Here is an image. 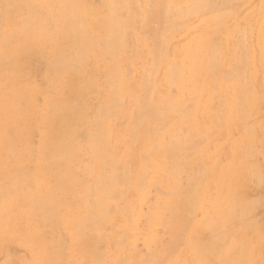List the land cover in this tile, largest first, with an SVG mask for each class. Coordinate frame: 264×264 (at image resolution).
Listing matches in <instances>:
<instances>
[{
  "label": "rangeland",
  "instance_id": "obj_1",
  "mask_svg": "<svg viewBox=\"0 0 264 264\" xmlns=\"http://www.w3.org/2000/svg\"><path fill=\"white\" fill-rule=\"evenodd\" d=\"M89 1L90 0H86V2H88V4H89V8H90L91 4L93 5V6H91V9L92 8L93 9L90 11L95 13V15L97 16V19H101L103 14L104 13L106 14V10H105L106 8L105 7L101 8L103 6H100V4H103V3H101V1H103V0H91L90 2ZM137 1H140V0H134V1L130 2L129 7H130L131 12L128 8L127 11L123 10L122 13L120 14L121 18L123 16H124V18H127V16H128L127 20H132V21L134 20L133 21L134 24L132 23L133 26L130 27L131 26L130 25V26L126 27L127 30H124V34L127 33L126 35H128V38H126L127 36L125 35L123 43H125V46L130 45V48H128L129 46H126V47L124 46V47H122V49L120 51H118V53H117L118 57L115 58L116 55H113L111 58H108L109 61L99 62L100 65L96 68L95 73H93L95 84H92V86L88 87V88L87 87L80 88L81 91L79 92V90L77 89V83L78 82H76L77 80L75 78L76 73H74V75H73V72L72 73H66V74L60 76L61 78H63L64 81L71 84L74 88L73 93H71L72 91L70 93L69 92L67 93L66 99H69L70 101L74 102L73 99H75V97L78 96V98H79V99L77 98L78 100H75L76 104L73 103V107L74 106H77V108L79 107V110H77V111L80 112L79 113L76 111V109H77L76 107L72 108L73 110L76 111V114L74 113L76 115L75 117H73L74 115L71 114L72 110L69 111L68 113H64V111H61L59 108H57V110H58L57 111L56 108L54 109L52 107L51 109H53V111H54V113H53V111L51 109L50 110H44V108H43L44 106H42V105L46 104V101L50 102L49 99H53L52 97L47 98L45 96L46 91L53 89L54 91H58V92H55L56 94H58L61 91V87H62L58 83L55 84L57 80L53 79V74H52L51 68L48 69L51 66L50 64H52L54 62V59H55V56H54L52 49H51V46H49L50 42L48 40L42 41L43 39H39V45L37 46L38 49L31 47V46H33V44L31 46H29V48H27L28 46L24 45L25 43L23 42V45H22L23 50H25V51L27 49L29 50V54L27 55L25 53L24 57H22V59L19 62L20 64H22L21 66H24L23 67L24 70L22 71L23 76L20 77L21 79H17V78L10 79L11 87L9 85L4 84L3 88L1 87L0 89L6 90L5 87L12 89V86H13L14 92L13 93L11 92L8 94L6 92H3L2 94L4 96L3 95H1V96L4 97L6 102L17 101L18 99L14 98L12 96H15V94L17 95L19 93V92H17L19 90V88H17V87H19V86L21 87V85L24 84V82H26L25 85L26 86L28 85L27 87H29L25 91L26 93L24 92L26 94L27 98L25 101L21 100L20 103H18V105L16 104V106L20 112L22 111L25 114V116H27V117L29 116V118H30L31 114H33L34 110L37 109V113H38L37 117L39 118L38 119L39 121L37 122V125H38L37 128L38 129L33 127L35 129V131L31 132V134H30V132H28V131L32 127L31 124H33V122L31 121L32 118H30V120H27L26 118L23 117L24 122L21 121L18 128H20L19 130L22 129L23 132H27V134L24 136V139H22V140H24L21 142L22 144L21 143H20V145L15 144V146H13V148L20 150L21 147H23L21 145L27 146L30 149V152L32 154L31 160H33L32 158L35 159V157L37 159H42L43 157L47 158L49 152L45 153V151L43 149H41V142L43 139L42 133L45 132L48 135H51L53 132L60 133V132H62L63 126L65 128V126L69 123V121H71V122L73 121L72 124H73V126L75 125L74 127H77L76 130H78V131H76L74 129L72 132L73 133L72 136H70L71 138L69 139L68 138L69 136H68L67 139H69V141H71V139L73 137L74 139H72V141L74 140L73 142H75L76 144H79L80 149H77V151H73L74 153L72 152L73 153L71 155L72 159H71V161H69L67 163L66 169L63 171H60V170L54 168V166H52V165L51 166L47 165L46 169H42V172L40 169H36L34 176L36 177L37 181H32V183H29V184H33L34 187L32 186L33 187L32 188L31 185L27 184L26 188H24L23 190H20V192H22L21 193L22 195L18 194V193H20L19 190H16L14 188H12L13 189L12 191L8 186L6 188H3L2 187L3 186L2 181L0 182L1 183L0 188H3V192H4V193L3 192L0 193L1 204H3V203L12 204L13 203V205H14L15 203H17L16 207H19V209H16L15 207H13L11 209L8 208L6 210V214L3 218L4 219L3 223H2V225L4 227L3 231L0 228V264H32L31 263V261H33L32 260V252H33V250L37 251L36 248H38V247H41L42 248L41 250L44 251V253L46 255L45 260L43 259V261H42L43 264H98L99 261H101V264H107L108 261H109L108 264H110V262L112 261V264H113L117 260H118L117 261L118 263L116 262L114 264H203V263L204 264H226L227 262H228L227 264H239V263L240 264H264V230H263L264 229V227H263L264 226V224H263L264 223V151H260L261 149L264 148V136H263L264 135V96L261 94V92H264V90H263L264 87L263 88L259 87L261 82L263 84V81L261 78L258 79V77H257V74H259V76L262 75L260 77L264 76V65H263L264 64L263 63L264 62V51H263V49H264V0H231V1L230 0H224V1L223 0H221V1L215 0L218 2H213L214 0H209V3H211V4L215 3L214 5H210L208 3V0H205L206 2L204 0H203V2L200 0L202 3L200 1H197V0H182V1L181 0H172L174 3L177 1L173 6L171 4H169V6H168V3L167 4L165 3L163 5L162 2H159L160 0H152V2H155V1L158 2V4L154 3V5H152L153 3L150 2L151 0L150 1L149 0H142L141 2L136 3ZM196 1L200 2L199 3L200 5L197 4ZM225 1L228 2L229 4L226 3ZM0 2H1V0H0ZM29 2L30 1H27V4ZM41 2L53 4L50 0H46V1L41 0ZM53 2H55V1H53ZM149 2L151 4H149ZM181 2H183V3H181ZM159 4H161L165 8L160 7L161 5H159ZM177 4H179V8H177L178 6L176 7ZM183 4L185 5V7ZM190 4H194L195 7L196 6H198V7L193 9V6H191ZM95 5H97V8L94 7ZM138 5H139V7H138ZM156 5L158 6L157 8H159V9L155 8ZM133 6H134V8H133ZM141 6L144 8H141ZM145 6H146V8H145ZM147 6H149V7H147ZM189 6H190L191 10L189 9ZM24 7L25 6H23V5L19 6V7H17V10L14 12L11 8H8V10L11 9L10 10L11 12L10 11H8V12L10 14H12L11 17H16L15 19H17V17L20 16L19 13H21V15L22 14L27 15V16L31 15V10L29 13V11ZM167 7H169V8H167ZM170 7H172V8L170 9ZM183 7L186 9L185 11H184ZM135 8H137L138 10H136ZM173 8H175V9H173ZM132 9L134 10V12ZM139 11H140V13H139ZM141 11L144 13H142ZM165 11L166 12L168 11V14ZM163 12H165V13H163ZM190 12H191V14H190ZM201 12H204V13L201 14ZM15 13H16V15H15ZM101 13H102V16H100ZM2 14H0V16L2 15V20L4 18L3 21H6L5 20V18L7 16L6 12H4ZM54 14H55V12H54ZM144 14L146 17H148L151 14L149 21H148V18H146V17L143 18ZM156 14H157V16L160 15L158 17L162 18V21L164 20L165 22L164 21H163L164 23L160 22L161 19H159V18L157 20ZM205 14H207V15H205ZM154 16H155V18H154ZM165 16L168 18L164 19ZM145 18L147 20L146 23H144ZM169 18H170V20H169ZM198 18H200L201 23H200ZM221 18H222V20H221ZM15 19L12 18L11 20L13 21ZM154 19H156V20H154ZM9 20H10V18H9ZM171 20H172V22H171ZM49 21H51V20H49ZM168 21H169L170 27L168 25ZM221 21H223V22L221 23ZM172 23L174 24L175 28H174ZM19 24H13L12 25L13 29L14 28L20 29L21 26H19ZM137 24L140 25L139 26L140 28L137 27L138 26ZM141 24H142V27H141ZM220 24H221V26H220ZM0 25H1V17H0ZM143 25L145 26V28ZM171 25L173 26L172 27L173 29L171 28ZM204 25H205V28L207 27L206 29L203 28ZM224 25L226 26V28H224L225 27ZM148 26H151L150 28H152L154 32L155 31L158 32L159 33L158 37L161 36L162 39L158 38L156 40L158 33L152 34L153 31ZM164 26H165V28L163 29ZM208 26H209V28H208ZM1 27L2 26H0V28ZM56 27L63 28V25L56 24L54 21H52L50 24L47 23L46 29L49 31L51 29L54 30ZM146 27H148L147 31H146ZM166 27H167V29H166ZM199 27H201V28H199ZM169 28H171V29H169ZM128 29H129V31H128ZM241 29H243V30H241ZM245 29L246 30L248 29L247 33H246ZM170 30H171V32H170ZM236 30L237 31L240 30V31L237 32ZM0 32H1V29H0ZM32 32H33V30H30L28 33L32 34ZM163 32H164V34H163ZM169 32L171 33V35ZM241 32H243L244 34ZM160 33H161V35H160ZM200 33H202V34H200ZM204 33L205 34L207 33L206 36ZM162 34L166 35V36L164 37V36H162ZM197 34L198 35L200 34V37ZM226 34H227V37H226ZM242 34H243V36H241ZM246 34L248 37L246 36ZM153 35H154L155 39H153V37H151ZM235 35H237V36H235ZM130 37L132 40L130 39ZM142 37H143V39H142ZM146 37H148V38L146 39ZM205 37L207 38V40ZM235 37H237V38H235ZM68 38H70L69 42L70 41L72 42V43H70L71 48L74 49L75 42L72 41V39H71L72 36H70ZM144 38L146 40H148L150 38L151 41H149L150 40L149 39L148 40L149 42H148ZM166 38L169 41H167ZM192 38L193 39L197 38L196 41H198V42L193 41ZM128 39H130V40L128 41ZM126 40L128 42H131V44L130 43L128 44L126 42ZM142 40H144L148 43H146ZM152 40L155 42V44L150 43V42H152ZM158 40H159V42H158ZM236 40H237V43H236ZM260 40L262 42H260ZM164 41L168 42V44L165 43ZM192 41L194 42V44ZM213 42H216L217 45H216V43H213ZM164 43H165V45H164ZM152 44H153V46H152ZM157 44H160V47ZM188 44H189V46H188ZM205 44H206V46H204ZM144 45H148V46L151 45L152 47L150 49V47L149 48H148V46L144 47ZM155 45L157 46L158 50H157ZM194 45H195V47H193ZM213 46H214V48H213ZM243 46H244V49L246 51L243 49ZM42 47H44L45 49L44 48L40 49ZM189 47L191 49L190 51L188 50ZM216 47L219 48L221 51L219 49H217ZM145 48H146V51H145ZM147 48H148V50L149 49L151 50V54L149 53L150 50L148 51L149 54L147 53ZM161 48H162V50L160 51ZM210 48L214 49V50L212 49L213 53H211ZM153 49L157 50V53H155V51H152ZM164 49H166V50L164 51ZM205 50H206V53L204 52ZM243 50L245 52H247V54ZM35 51H37V52H35ZM46 51H49V52H46ZM96 51L98 52V57H101L103 55V53L101 52V50L99 48H97ZM140 51L143 52L142 54L145 53L144 54L145 57H143L144 55H142V57L140 56V53H141ZM181 51H182V53H181ZM192 51H193V54L191 53V55H192L191 56L190 52H192ZM44 52L46 53L47 56H45ZM161 52L164 53L165 56L163 55V56L157 57L156 55H158V54L161 55ZM186 52H188L187 53L188 55L186 54ZM194 52L198 54L197 57H196ZM207 52H210L211 55H206V54H209ZM219 52H220V54H219ZM202 53H204L206 56ZM248 53H249V55H248ZM32 54H33V56H32ZM153 54H156L155 55L156 61H155V59L153 60V58H155V57H152ZM212 54L214 56H212ZM29 56H31V57H29ZM184 56L187 59H185ZM251 56H254V57L251 58ZM28 57H29V59H28L29 62L27 61V59H25ZM46 57H47V59H46ZM161 57H163V58L161 59ZM192 57H194V59ZM213 57H215L216 60ZM33 58H36L37 60H35ZM117 58H118V60H117ZM119 58L121 59V61L123 60L122 63L119 62ZM148 58H151V60ZM158 58H160V59L158 60ZM217 58H218V61H217ZM242 58H243V60H246V61H243ZM244 58H247V59H244ZM251 59H253V61ZM110 60H113L115 62L111 61L113 63V64L111 63L112 64L111 65L110 63H108V62H110ZM152 60H153V62L155 61L154 63L156 66L154 65ZM157 60H158V63H156ZM172 61H174V62H172ZM184 61H185L186 65H185ZM205 61H207V62H205ZM258 61H261L260 65H258V63H256V65L253 64V62H258ZM49 62H51V63L48 64ZM118 62H119V64H118ZM197 62L199 63V65ZM210 62H212V64H213V66H211V68L209 66V65H211ZM236 62L238 63V66H237ZM241 62H243V63L245 62L244 63L245 66H243V63H241ZM23 63H24V65H23ZM27 63H29V64L31 63V64L27 65ZM152 63L154 65V68L156 71L154 70ZM164 63L168 64L169 70L164 67ZM187 63H189V64H187ZM45 64L47 66H45ZM169 64L173 68V70H171V73H172L171 77H170V75H171L170 69H172V68H170ZM124 65L126 68H124ZM148 65L150 67H148ZM181 65H183L187 70H185V68L182 69L183 67ZM233 65H235V66L233 67ZM239 65H240V67H239ZM111 66H112V69H110ZM113 66H114V68H113ZM122 66H123V69L121 68ZM176 66L181 68V69L180 70L174 69V67L176 68ZM204 66L206 68H204ZM207 66L210 70L207 68ZM85 67L88 70L93 68V62L91 59H88V62L87 61L85 62ZM196 68H198V69H196ZM47 69H48V71L50 70L51 73L48 72ZM113 69H115L116 71H114ZM207 69L209 71H207ZM148 70H154L156 73L155 72L153 73V71H148ZM234 70H237V71H234ZM104 71L106 74L104 73ZM164 71H166V73ZM238 71H239V73H238ZM240 71H241V73H240ZM129 72H130V74H129ZM244 72H245V74H244ZM27 73H29V74H27ZM146 73H147V75L152 73L154 76H152L150 74L149 75L150 77L147 76L148 78L147 77L145 78ZM115 74H117V76L119 75L120 78L118 77L116 80L113 79L114 78L113 75L115 76ZM229 74H231L232 77ZM239 74H242L241 76H243V77L241 78V76ZM243 74L245 76L247 74V76H248L247 79H245L246 77ZM173 75H177L178 77L174 76L175 77L174 81L170 82L171 80H173V78H172ZM202 75L204 76V79H203ZM219 75L221 77L223 76L224 79L220 78ZM39 76H41V77H39ZM50 76H52V77L50 78ZM117 76H115V78ZM237 76H239V78H237ZM127 77L129 78L128 81H127V79H128ZM169 77H170V79L171 78L172 79L169 80L168 79ZM194 77L197 79H194ZM229 77H231L230 79H232V83H230L231 81H230ZM106 78L108 80H106ZM176 78H179V79H177V81L175 82ZM256 78L258 80L255 82ZM211 79H213V80H211ZM227 79H229V81ZM242 79H244V80H242ZM111 80H113V81H111ZM116 81H117V83L119 82L118 85L115 84ZM180 81H182V82L180 83ZM195 81H196V83H195ZM217 81H219L220 83ZM18 82H20V83H18ZM112 82L114 84H111ZM150 82H152V83H150ZM212 82H213V84H212ZM6 83H8V81H6ZM149 83L151 85H149ZM184 83H186V85ZM189 84H191V86ZM214 84H215V86H214ZM243 84H244V86H243ZM35 85L38 87L37 93L32 92V91H29L30 93H28V90H31L33 88V86L35 87ZM52 85H53V87H52ZM115 85H116V88H115ZM179 85H182V86L179 87ZM143 86H144V88H143ZM149 86L150 87L154 86V87L150 88ZM200 86H201V88H200ZM147 87H149V88H147ZM195 87H199V88H197V90H196ZM209 87H211V88H209ZM213 87H214V89H213ZM250 87H253L252 89L254 91ZM109 89L112 90V92H110V93H112L113 95L112 94L111 95L114 96L117 100L115 98L111 97V95H110V98L108 97V93L110 91ZM215 89H216V92H214ZM250 89L253 92V94H251L252 92L251 93L249 92ZM99 90H101V91H99ZM114 90H116V91H114ZM131 90H132V92H130ZM142 90H144V91H142ZM202 90H203V92H202ZM247 90L250 94L249 93L247 94ZM154 91H156V92H154ZM146 92L148 94H146ZM254 92H255V94H254ZM114 93L116 96L114 95ZM165 93H167V96ZM190 93H192V94H190ZM118 94H120V95H118ZM206 94H207V96H206ZM144 95L146 97H144ZM148 95L151 96V98H150L151 100H149ZM256 95H257V97H256ZM251 96H253V97H251ZM199 97H200V99H199ZM209 97H211V98H209ZM112 98L114 99V101ZM131 98L134 99V101ZM145 98L146 99L148 98V99L145 100ZM164 98H166L165 104H163ZM140 99H141V101L143 99V101L142 102L139 101ZM173 99H177L175 101V103H176V105H178V107L175 105ZM144 100L146 101V104H145ZM185 100L186 101L189 100V103L184 102ZM202 100H204V101H202ZM210 100H212V102ZM256 100H257V102H255ZM28 102H30V103L32 102V103L30 104ZM77 102H79V103H77ZM140 103H143L145 105L141 104V108H140L139 107ZM170 103H173V104L170 105ZM209 103H211V105ZM254 103L256 106L254 105ZM126 104H128V105H126ZM163 105H166V106H163ZM169 105L172 107V109ZM240 106H242V107H240ZM163 107H165V108L163 109ZM103 108H104V110H102ZM137 108H138V111H135V110H137ZM182 108H184V109L182 110ZM4 109H5V106L0 105V117H2L1 111ZM146 109L149 111H147ZM170 109H171L172 114L169 112ZM100 110H102V111H100ZM130 110H132L131 114H129ZM42 111H44V112H42ZM45 111H48L49 114L50 113L53 114V115L50 114L49 122H45L43 120V118L41 119V117L46 116V115H44L47 113ZM103 111L106 113H104ZM133 111H135L134 114H133ZM163 111L164 112L167 111V112L164 113ZM127 112H128V114H127ZM178 112L180 113V115ZM62 113L64 115H66L64 118H63L64 115ZM78 113L81 114V116L79 115L80 117L77 115ZM140 113L141 114L145 113V114L141 115ZM184 113H186V114H184ZM207 113H210L211 116H209ZM100 114H101V116H100ZM136 114H137V117H136ZM158 114H159V116H158ZM205 114H207V115H205ZM94 115H99V117L94 116ZM138 115H141V116H138ZM148 115H152V116H148ZM154 115H155V118L153 117ZM160 115H163V116H160ZM214 115H216V116L218 115V116L215 117ZM179 116H180V118H179ZM213 116H214V120L217 118L216 119L217 121L215 122V124L212 121ZM129 117H130V119H129ZM181 117H182V119H181ZM76 118H77V120H75ZM153 118H154V120H153ZM64 119H66V120L64 121ZM104 119H106V120H104ZM107 119H108V121H107ZM116 119H119L120 121L116 120ZM143 121H144V123H143ZM146 121L151 122L152 128L154 129V130L152 129L153 132L151 131L147 138H146V133H144V131H143V130H145L144 124ZM95 122H98L101 125L98 123L96 124ZM158 122H159V125L161 124V125H163V127L166 124L165 125L166 129L165 128L162 129L163 127L161 125L159 126ZM187 122H188V124H187ZM205 122L208 123L209 125H211L212 123L213 124L210 127L207 126L205 128L204 126H201L202 127L201 128L199 124L203 125ZM138 123H139V125H138ZM174 123H175V125H174ZM28 124L30 125V128H29ZM76 124H77V126H76ZM172 124L174 125V128H173ZM248 125L253 127L250 130V132H248L249 130H247ZM137 126H139V127H137ZM103 128H104V130H102ZM135 128H138V129H135ZM156 128L159 130H157ZM193 128L195 129V132L192 131V130H194ZM93 129H95V130H93ZM201 129H204V130H201ZM42 130L43 131L45 130V131L43 132ZM191 131L194 132V134H192ZM36 132H37V134H36ZM76 132H78L77 135H75ZM86 132H87V134H86ZM97 132L99 133L98 134L99 136L97 134H95ZM101 132H102V134H101ZM170 133L173 134L174 138H171L172 134H170ZM91 134L93 136L97 135V137H95V136L93 137V136H91ZM169 135H171V136H169ZM179 135H180V137H179ZM187 135H189V136H187ZM157 136H159V137L157 138ZM163 136H164V138H163ZM184 136H185V138H183L184 141L187 142L190 139L187 143L188 145L183 140H180V138H182ZM198 136H201V137H198ZM100 137H101V139H100ZM188 137H190V138H188ZM196 137H198V139ZM96 138H98V140ZM175 138L176 139L179 138L178 139L179 141L178 140L176 141ZM148 139L151 141V143H153L152 145H154V149L152 148V146H149L148 148H146V150L144 149V145L146 144V141ZM173 139H174V141H172ZM185 139H188V140H185ZM81 140H82V142H81ZM103 140H104V142H103ZM105 140H108V141L106 142ZM193 140H194V142H193ZM197 140L199 142H197ZM90 141L91 142L96 141L97 144L99 143L98 145L100 147H101V145L103 147L106 145L104 147V149H103V147H101V149H103V150H100V158H101L100 160L102 162L100 164H98L99 156L94 154V156H95L94 157L92 155L93 151H92V149L90 150L91 147L88 144V143H90ZM180 141H181V143L184 142V144L183 145L181 143L175 144V142L178 143ZM172 142H174V144L176 146L171 145V144H173ZM126 143H128V144H126ZM169 143H171L170 145L172 147H170V145L169 146L167 145ZM194 143L197 145H195ZM161 144H164V146ZM165 144H166L167 148H165ZM211 144H213L215 146V149H214L215 154L213 152V154L215 156L213 154H211V151H208L209 146ZM179 145H182L184 147L186 145L187 149H185L184 147H181V146L178 147L179 148L178 149L177 146H179ZM158 146H160V148H162L163 150L158 148ZM188 146H189V149H188ZM231 147H232V149H231ZM250 147L251 148L253 147V148L251 149ZM155 148H157V149H155ZM127 149H129V150H127ZM167 149H169V150H167ZM176 149L179 152H177ZM200 149H201V151H200ZM105 150H107V151H105ZM142 150H143V152H142V156H141L140 152ZM151 150L154 152H152ZM165 150H166V152H165ZM182 150H183V152L181 153ZM111 154H112V156H111ZM161 154H164V155H161ZM41 155H43V157ZM179 155H181V156H179ZM139 156L141 158H139ZM153 156H154V158H153ZM156 156H157V158L158 157L159 158L157 159ZM190 156H192V157H190ZM211 156H214V160H215L214 167L211 170L214 173L218 172V181L221 179L219 181V184L217 182L216 189H217V187H219L218 190H215V193L217 195V205H218L217 215L211 218L212 226L217 229L219 249L217 250L218 246H216V248L212 249L211 252L209 251L207 253L203 252L201 249H200V251H199V249L198 250L196 249V250H193L194 255H192L188 259H185V258H182L181 256L178 255V251H176V250H178L177 248L174 249V247L177 244H175V245L173 244L174 245V247H173L168 243L170 240V232H169L170 224H169V222L176 215V213L168 210V204L170 202H173V199H175V196L178 193L192 192L191 190H194V187H196V185L193 184L194 180L199 178V177L201 178V176L203 174H206L208 172L207 170H209V168L207 167V164H209V165L211 164V162H212ZM161 157H163V158H161ZM165 157H166V160H165ZM183 157H184V159H183ZM187 157H189L190 159H187ZM179 158H181V161H179L180 160ZM103 159H104V161H103ZM144 159L147 161L146 163H145ZM191 159H192V161H191ZM105 161H107L109 163H107ZM158 161H160V162H158ZM202 161L205 162V164L202 163ZM11 162H13V161H11ZM124 162H125V164H124ZM110 163H112V164L110 165ZM159 163H161L160 164L161 167L157 165ZM184 163H186V165ZM38 164H40V163H37V165ZM71 164H72V167H71ZM107 164H109V165H107ZM127 164H128V166H126ZM165 164L166 165L169 164V165L165 167ZM187 164H189V165H187ZM112 165H113V167H112ZM123 165H125V167H127L125 169L127 172L124 171ZM141 165H142V167H141ZM34 166L35 165H32V164L29 165V167L31 169H33ZM93 166H94V169H96L95 171L93 170ZM188 166H189V168H188ZM110 167H112L111 170H110ZM174 167H176V168H174ZM177 167H178V171H177ZM112 169H114V170H112ZM37 170H39V173ZM80 170H82V171H80ZM169 170L171 172H169ZM173 170H176V171H173ZM204 171L206 173H204ZM104 172H105V174H104ZM138 172H139V174L143 173L141 175H144V176L139 175ZM194 172L196 174L198 172L201 175L198 174V176H197ZM60 173H62V174H60ZM100 173H102V174H100ZM128 173H129V175H128ZM59 174H60V176H59L60 178H58ZM124 174L126 175V177ZM153 174H154V176H156L155 178H154ZM161 174H162V176H161ZM190 175H191V177H190ZM48 176H49V178H48ZM104 176H105V178H104ZM116 176L118 177L119 182H116L117 181ZM121 176H122V178H121ZM196 176H197V178H196ZM204 176H206V175H203L202 177H204ZM151 177H153V178H151ZM55 178H58V179L56 180ZM97 178L98 179L100 178L99 182H102V180H103V182L106 183L109 181V178L112 182L109 181V183H106V185H105V183L102 184L103 182L99 184V182H97L98 181ZM128 178H129V180H128ZM169 178L171 179V181L168 180ZM62 179H68L69 181H71V179L73 180L72 187H73L74 196L71 193H66V191L63 190L64 192L62 191V193H61L62 198H60V196H58L59 198H57L58 206H59L58 211H60L59 217L58 218L56 217V220L54 218L48 222H45V221L42 222L43 220L39 221L40 219L38 217L33 216L32 214H30L31 212L29 210L25 209L26 208L25 207L26 202L24 201V198L25 197L28 198L29 192L31 193L32 190H34V192L37 191L38 196H40V195L42 197H44L45 195L48 196L49 193L53 192V189L57 185L56 183ZM104 180H107V181H104ZM134 180L139 181V182L136 183ZM157 180H159V181H157ZM236 180H238V181H236ZM40 181L41 182L47 181L46 184L47 183L48 184L46 186H44V188H43V187L38 185L41 183ZM133 181L135 182L134 187H133V184L131 183ZM151 181L152 182L154 181V182L152 183ZM123 182H126V183H123ZM172 182H173V184H172ZM142 183H144V184L142 185ZM175 184H177V185H175ZM189 185H191V186H189ZM29 186H30V188H29ZM140 186H143L142 189ZM39 187H41V188H39ZM95 187H99L100 189H102V191L99 189V191H100L99 192L98 188L96 189ZM112 187L113 188L115 187L114 189H116L117 191H115ZM137 187H139V189ZM117 188L120 191H118ZM134 188H136L138 190H135ZM184 188H185V190H184ZM6 189H7V191H6ZM87 189H89V192ZM103 189H104V191H103ZM174 189H175V191H174ZM178 189L180 192L178 191ZM14 191H15V193L12 194V192H14ZM105 191H107V192H105ZM171 191H172V193H171ZM108 192H109V195H108ZM113 192L115 194H112ZM118 192L120 195L117 194ZM64 193H65V195H64ZM76 193L77 194L79 193V194L77 195ZM81 193H84L85 195L88 194V196L83 197V195ZM97 193H98V195L101 193L100 195L102 197V200H99L100 195L98 197L96 196ZM5 194L6 195L10 194V195L6 196ZM59 194H60V192H59ZM80 194L82 195L83 198H81L79 196ZM116 194L119 195L121 197V199H120V197H117ZM3 195H4V197H3ZM105 195L107 196L108 199L106 198ZM112 196H113V198H111ZM7 197L8 198L11 197V198L8 199ZM85 198H86V200H85ZM140 198H141V200H140ZM168 198H170V199H168ZM97 199L99 200V202L101 201L100 202L101 206L104 204V201L106 202L105 204H107L109 207L106 206L105 208H103L104 206H102V208H103V211H106V213L108 211L109 214L108 213H107V215H106V213L103 214L102 209L100 210V212L102 211V214H100V212L98 215H96V213L94 214V212L89 214V211L93 208L92 206L95 207V205H96L94 201H96L97 204L99 203ZM103 199H104V201H103ZM7 200H8V202H7ZM11 201H12V203H11ZM92 202L94 203V205ZM90 203H91V205H90ZM221 203L223 204L222 207L220 206ZM256 203H258V205H256ZM260 203H262V204L260 205ZM251 204H253V205L251 206ZM61 205H64V206H61ZM255 205H256V207H254ZM110 207H111V209H110ZM47 208L45 207L44 210H47ZM65 208H67V210L70 211V215L65 213ZM254 208H256L255 211H254ZM23 209H25V210H23ZM245 209H247L246 213H244ZM14 210H16V211H14ZM17 210H18V212H17ZM135 210H136V212H135ZM25 211H28L29 215H32V216L26 215L28 213H26ZM109 211H111V212H109ZM116 211H118V212H116ZM157 211H159V212H157ZM241 212H242V214H241ZM15 213H17V215ZM243 213H244V218H243ZM88 214H89V216H87ZM83 215H84V217H83ZM95 215H96V217H95ZM100 215H102V216H100ZM238 215H240L239 216L240 218L238 217ZM61 216H62V218H61ZM67 216H69V217H67ZM85 216H86V218H85ZM195 216H196L197 220H200L202 218L201 212H197L195 214ZM101 217H102V219H100ZM59 218H60V220H59ZM103 218H106V219H103ZM97 220H99V223L96 222ZM244 220H246V221H244ZM251 220L254 223H252V222L249 223V221H251ZM53 221H55V222H53ZM247 221H248V223H246ZM93 222H94V224H92ZM243 222H244V224L245 223L246 224L244 225ZM96 223H98L99 226ZM81 224H84V225L82 226ZM240 224H241V226H240ZM81 226L84 228H83V233L80 236L79 234H77L78 233L77 231L79 230V228ZM231 227H232V229H231ZM260 227H262L263 229L262 228L260 229ZM131 228H133V229H131ZM236 228H238L239 230ZM229 229H231V230H229ZM242 229H243V231L245 230V232H247V234L249 235L248 236L249 239L246 242L240 241L238 243H230V242L226 241L227 235L229 233H234V232L236 233L237 230L239 232V231H242ZM32 230H33V232H32ZM259 230H260V233H258ZM80 231L81 230H79V232ZM85 232L87 234H85ZM80 234H81V232H80ZM223 234H225V237ZM11 235L14 237H12ZM9 236H11L12 238L11 237L9 238ZM255 236L257 237V239L252 240V238ZM73 237H76V239ZM219 238H221V240H219ZM79 239H80V241H79ZM222 241H223V243H222ZM220 242H221V244H220ZM224 243H225L226 247L222 248L221 246H223ZM44 245H46V248H44L45 247ZM89 245L91 248L89 247ZM258 246L262 249V250L259 249L261 252L255 250L256 248L258 249ZM52 247H54V249ZM83 247H87V248L89 247L88 248L89 251H86V253H82V251H84ZM166 247L169 248V250L165 249ZM178 247L183 251L184 244L181 243ZM70 249H71V251H70ZM88 249H86V250H88ZM173 249L175 251L174 252L172 251V254H171V250H173ZM214 250H215V252L217 251V253H214ZM182 251H180V252H182ZM196 251L197 252L199 251V253H197ZM239 251L244 252V253L240 252L241 255L243 254L244 259L241 258L242 256L238 253ZM253 252H255L254 255H252ZM203 253H205V254H203ZM7 254L9 255V257ZM200 254H202V255H200ZM236 254H238V255H236ZM54 256L56 259L54 261L50 262L49 259L51 257H54ZM238 257L241 258V260ZM211 259H212V261H209ZM104 260H106L105 263H103ZM238 260H240V262ZM242 260H244V261L242 262ZM161 262H163V263H161ZM211 262H213V263H211ZM99 264H100V262H99Z\"/></svg>",
  "mask_w": 264,
  "mask_h": 264
},
{
  "label": "bare ground",
  "instance_id": "obj_2",
  "mask_svg": "<svg viewBox=\"0 0 264 264\" xmlns=\"http://www.w3.org/2000/svg\"><path fill=\"white\" fill-rule=\"evenodd\" d=\"M3 1V2H2ZM27 1H30L28 4H27ZM46 1V0H45ZM53 4H51V3H42L41 2V0H1V2H0V14H2V13H4V12H6V14H7V16H6V18H5V20L6 21H3L4 20V18H3V20H2V15L0 16L1 17V25L0 26H2L0 29H1V32H0V88L2 87L3 88V86H4V84L5 85H9L10 87H11V84H10V79H14V78H17V79H21L20 77L21 76H23V67L24 66H21L22 64H20L19 62H20V60L22 59V57H24V55H25V53L28 55L29 54V50L27 49L26 51L25 50H23V42L25 43L24 45H27L28 47L27 48H29V46H31L32 44H33V46H31V47H33V48H36V49H38L37 48V46L39 45V39H43L42 41H44V40H48L49 42H50V45L49 46H51V49H52V52H53V54H54V56H55V59H54V62L52 63V64H50L51 62H49L48 64H50L51 66L48 68V69H50L51 68V71H52V74H53V79H56L57 81H56V83L55 84H59V85H61L62 87H61V91L58 93V94H56L55 92H58V91H54L53 89H50V90H48V91H46V97L48 98V97H52L53 99H49V101L50 102H47L46 101V104L45 105H42V106H44L43 108H44V110H50L52 107L55 109L56 108V110H57V108H59L61 111H64V113H68L69 111H71L72 110V112H71V114H73L74 116L73 117H75L76 115V111L77 110H79V107L77 108V106H74V107H76L75 109H76V111L75 110H73L72 108H74L73 107V103H75V100H78L79 98H78V96L77 97H75V99H73L74 100V102H72V101H70L69 99H66L67 97H66V95H67V93L69 92H71V93H73L74 92V88H73V86L71 85V84H69L68 82H66V81H64L63 80V78H61L60 76L61 75H64V74H66V73H72L73 72V75H74V73H76V76H75V78H76V82H78L77 83V89L79 90V92L81 91V89L80 88H84V87H91L92 86V84H95V80H94V75H93V73H95V71H96V68L100 65L99 64V62H104V61H109V59L108 58H111L113 55H116L115 56V58L116 57H118L117 56V53H118V51H120L121 49H122V47H124L125 46V43H123L124 42V37H125V35L127 34H124V30H127L126 29V27H128V26H130V27H132L133 25H132V23L134 24V20L132 21V20H127V18H128V16H127V18H124V16L121 18L120 17V14L122 13V11L123 10H126L127 11V9L129 8V10H130V7H129V5H130V2L131 1H134V0H103V1H101V3H103V4H100V6H103V7H101V8H106L105 10H106V14L104 13L103 14V16H102V13L100 14V16H102V18L101 19H97V16L95 15V13L94 12H91L90 10H92L91 9V6H93L92 4L90 5V8H89V4H88V2H86V0H50ZM53 1H55V2H53ZM91 1V0H90ZM89 1V2H90ZM142 0H140V1H137L136 3H138V2H141ZM150 1V0H149ZM182 1V0H181ZM197 1H200V0H197ZM196 1V3L197 4H199L201 1L203 2V0H201L200 2H197ZM205 1V0H204ZM221 1V0H220ZM224 1V0H223ZM231 1V0H230ZM150 2H152V0L150 1ZM149 2V4H151ZM159 2H162L163 3V5L166 3H168V6H169V4H171L172 6L177 2H173L172 0H160ZM188 2V1H187ZM201 2V3H202ZM206 2V1H205ZM213 2H218V1H213ZM226 2V1H225ZM2 3V4H1ZM134 3V2H133ZM144 3V2H143ZM153 4L152 5H154V3L156 4H158V2L157 1H155V2H152ZM161 3V4H162ZM181 3H183V2H181ZM208 3H209V0H208ZM226 3H228V2H226ZM146 4V3H145ZM144 4V5H145ZM148 4V5H149ZM161 4H159V5H161ZM195 4V3H194ZM194 4H190L191 6H193V9L194 8H196V7H198V6H194ZM210 5H214L213 3L211 4V3H209ZM229 4V3H228ZM21 5H23V6H25L24 8H26L28 11H29V13H30V10H31V15H29V16H27V15H21V13H19L20 14V16L19 17H17V19H15L16 17H11L12 16V14H10L8 11H10L11 9L13 10V12L14 11H16L17 10V7H19V6H21ZM184 5V4H183ZM200 5V4H199ZM207 5V4H206ZM150 6V5H149ZM149 6H147V7H149ZM178 6V7H177ZM209 6V5H208ZM94 7H96L97 8V5H95ZM138 7H139V5H138ZM152 7V6H151ZM158 6L156 5V7L155 8H157ZM160 7H163V8H165L164 6H160ZM175 7V6H174ZM176 7L177 8H179V4H177L176 5ZM184 7H185V5H184ZM183 7V8H184ZM210 7V6H209ZM213 7V6H212ZM8 8H11L10 10H8ZM95 8V9H96ZM133 8H134V6H133ZM141 8H144V7H142L141 6ZM145 8H146V6H145ZM154 8V9H155ZM167 8H169V7H167ZM166 8V9H167ZM172 7H170V9H171ZM100 9V8H99ZM136 10H138L137 8H135ZM157 9H159V8H157ZM161 9V8H160ZM169 9V10H170ZM173 9H175V8H173ZM189 9L191 10V8H190V6H189ZM101 10V9H100ZM103 10V9H102ZM133 10V9H132ZM156 10V9H155ZM178 10V9H177ZM186 9L184 8V11H185ZM198 10V9H197ZM157 11V10H156ZM11 12V11H10ZM54 12H55V14H54ZM130 12H131V10H130ZM133 12H134V10H133ZM142 12V11H141ZM166 12V11H165ZM165 12H163V13H165ZM139 13H140V11H139ZM142 13H144V12H142ZM167 14H168V11L166 12ZM202 13H204V12H201V14ZM146 14V13H145ZM145 14L143 15V18L144 17H146L145 16ZM149 14V13H148ZM182 14V13H181ZM180 14V15H181ZM190 14H191V12H190ZM209 14V13H208ZM213 14V13H212ZM15 15H16V13H15ZM147 15V14H146ZM151 15V14H150ZM150 15L148 16V17H146V18H148V21H149V18H150ZM205 15H207V14H205ZM122 16V15H121ZM142 16V15H141ZM158 16H160V15H158ZM157 16V14H156V18H157V20H158V17ZM200 16V15H199ZM203 16V15H202ZM217 16V15H216ZM126 17V16H125ZM153 17V16H152ZM151 17V18H152ZM197 17V16H196ZM201 17V16H200ZM9 18H10V20H9ZM15 19V20H11V19ZM139 18V17H138ZM146 18H145V20H144V23H146L147 22V20H146ZM154 18H155V16H154ZM166 18H168V17H166L165 16V18L164 19H166ZM141 19V18H140ZM153 19V18H152ZM159 19H161L160 20V22H163L162 21V18H159ZM199 19V21H200V18H198ZM203 19V18H202ZM205 19V18H204ZM49 20H51V21H49ZM143 20V19H142ZM154 20H156V19H154ZM169 20H170V18H169ZM210 20V19H209ZM219 20V19H218ZM221 20H222V18H221ZM52 21H54L56 24H61V25H63V28H58V27H56L54 30L53 29H51V30H47L46 29V26H47V23L48 24H50ZM136 21V20H135ZM153 21V20H152ZM165 22V21H164ZM163 22V23H164ZM171 22H172V20H171ZM170 22V23H171ZM223 21H221V23H222ZM19 24V26H21V28L20 29H17V28H14L13 29V24ZM167 23V22H166ZM175 23V22H174ZM200 23H201V21H200ZM208 23V22H207ZM235 23V22H234ZM54 24V23H53ZM173 24V23H172ZM177 24V23H176ZM182 24V23H181ZM209 24V23H208ZM138 25V24H137ZM165 25V24H164ZM167 25V24H166ZM168 25H169V21H168ZM179 25V24H178ZM140 25H138L137 27L138 28H140L139 27ZM144 26V25H143ZM173 26H174V24H173ZM172 25H171V28L173 27ZM220 26H221V24H220ZM225 26V25H224ZM67 27V28H66ZM135 27V26H134ZM141 27H142V24H141ZM149 28L151 27V26H148ZM148 27H146V31H147V28ZM168 27V26H167ZM167 27H166V29H167ZM169 27H170V25H169ZM211 27V26H210ZM50 28V27H49ZM144 28H145V26H144ZM143 28V29H144ZM165 28V26L163 27V29ZM171 28H169V29H171ZM174 28H175V26H174ZM199 28H201V27H199ZM204 29H206L205 28V25H204V27H203ZM208 28H209V26H208ZM214 28V27H213ZM212 28V29H213ZM223 28V27H222ZM221 28V29H222ZM224 28H226V26L224 27ZM228 28V27H227ZM239 28V27H238ZM132 29V28H131ZM134 29V28H133ZM137 29V28H136ZM152 31H153V29L152 28H150ZM165 29V30H166ZM173 29V28H172ZM30 30H33V32H32V34L31 33H28ZM135 30V29H134ZM214 30V29H213ZM235 30V29H234ZM238 30V29H237ZM236 30V31H237ZM241 30H243V29H241ZM246 30V29H245ZM128 31H129V29H128ZM136 31V30H135ZM174 31V30H173ZM199 31V30H198ZM219 31V30H218ZM240 31V30H239ZM239 31H237V32H239ZM137 32V31H136ZM170 32H171V30H170ZM169 32V33H170ZM208 32V31H207ZM248 32V29L246 30V33ZM154 33H158V32H154L153 31V33L152 34H154ZM162 33V32H161ZM161 33H160V35H161ZM231 33V32H230ZM241 33H243V32H241ZM134 34V33H133ZM163 34H164V32H163ZM162 34V36H166V35H163ZM200 34H202V33H200ZM200 34L198 35L199 37H200ZM205 34V33H204ZM207 34V33H206ZM206 34H205V36H206ZM214 34V33H213ZM232 34V33H231ZM234 34V33H233ZM244 34V33H243ZM243 34L241 35V36H243ZM69 35V36H68ZM141 35V34H140ZM158 35H159V33L157 34V38H156V40L159 38H161L162 39V37L161 36H159L158 37ZM170 35H171V33H170ZM196 35V34H195ZM194 35V36H195ZM209 35V34H208ZM212 35V34H211ZM230 35V34H229ZM261 35V34H260ZM70 36H72V41L73 42H75V46H74V49H72L71 48V46H70V43H72L71 41L69 42V39L70 38H68V37H70ZM127 37L126 38H128V35H126ZM156 36V35H155ZM210 36V35H209ZM234 36V35H233ZM235 36H237V35H235ZM246 36H247V34H246ZM132 37V36H131ZM131 37H130V39H131ZM145 37V36H144ZM151 37H153V39H155V37H154V35L153 36H151ZM168 37V36H167ZM202 37V36H201ZM204 37V36H203ZM226 37H227V34H226ZM248 37V36H247ZM148 37H146V39H147ZM198 38V37H197ZM196 38V39H197ZM206 38V37H205ZM229 38V37H228ZM235 38H237V37H235ZM130 39H128V41L130 40ZM142 39H143V37H142ZM145 39V38H144ZM145 39V40H146ZM150 39V38H149ZM148 39V40H149ZM164 39V38H163ZM169 39V38H168ZM196 39L194 38H192V40L193 41H196ZM210 39V38H209ZM261 39V38H260ZM132 40V39H131ZM148 40H146V41H148ZM166 40H167V38H166ZM191 40V39H190ZM199 40V39H198ZM206 40H207V38H206ZM127 40H126V42L129 44H131V42H128ZM134 41V40H133ZM142 41H144V40H142ZM146 41H144V42H146ZM149 41H151V39L149 40ZM148 41V42H149ZM167 41H169V40H167ZM192 41V42H193ZM215 41V40H214ZM46 42V41H45ZM148 42H146V43H148ZM158 42H159V40H158ZM165 42V41H164ZM196 42H198V41H196ZM208 42V41H207ZM230 42V41H229ZM260 42H262L261 40H260ZM44 43V42H43ZM42 43V44H43ZM150 43H154L155 44V42L152 40V42H150ZM161 43V42H160ZM165 43H167L168 44V42H165ZM165 43H164V45H165ZM205 43V42H204ZM210 43V42H209ZM213 43H216V42H213ZM236 43H237V40H236ZM145 44V43H144ZM193 44H194V42H193ZM196 44V43H195ZM231 44V43H230ZM45 45V44H44ZM149 45V44H148ZM148 45H144V47H146V46H148ZM159 47H160V44H157ZM209 45V44H208ZM214 45V44H213ZM216 45H217V43H216ZM215 45V46H216ZM235 45V44H234ZM126 46H129L128 48H130V45H126ZM125 46V47H126ZM152 46H153V44H152ZM151 45L150 46H148V48L150 47V49H151V47H152ZM156 46V45H155ZM188 46H189V44H188ZM204 46H206V44L204 45ZM212 46V45H211ZM238 46V45H237ZM236 46V47H237ZM45 47V46H44ZM44 47H42V48H40V49H43ZM132 47V46H131ZM165 47V46H164ZM193 47H195V45L193 46ZM235 47V48H236ZM49 48V47H48ZM97 48H99L100 50H101V52L103 53V55L101 56V57H98V52L96 51L97 50ZM148 48H147V53H148V51L150 50H148ZM155 48V47H154ZM156 48H157V46H156ZM163 48V47H162ZM162 48L160 49V51L162 50ZM213 48H214V46H213ZM212 48V49H213ZM217 48V47H216ZM45 49V48H44ZM124 49V48H123ZM143 49V48H142ZM167 49V48H166ZM166 49H164V51L166 50ZM212 49L210 48V51H211V53H213V51H212ZM217 49H219V48H217ZM239 49V48H238ZM243 49H244V46H243ZM126 50V49H125ZM157 50H158V48H157ZM157 50H152V51H155V53H157ZM177 50V49H176ZM186 50V49H185ZM189 51L191 50L190 49V47H189V49H188ZM187 50V51H188ZM193 50V49H192ZM207 50V49H206ZM206 50L204 51L205 53H206ZM214 50V49H213ZM220 50V49H219ZM218 50V51H219ZM237 50V49H236ZM245 50V49H244ZM243 50V51H244ZM50 51V50H49ZM49 51H46V52H49ZM143 51V50H142ZM145 51H146V48H145ZM163 51V52H164ZM188 51V52H189ZM221 51V50H220ZM238 51V50H237ZM246 51V50H245ZM244 51V52H245ZM263 51H264V49H263ZM35 52H37V51H35ZM40 52V51H39ZM51 52V51H50ZM141 52V51H140ZM159 52V51H158ZM188 52H186V54L188 53ZM249 52V51H248ZM143 52H141L140 53V56L142 57V55H144V54H142ZM149 53L151 54V50L149 51ZM148 53V54H149ZM160 53V52H159ZM166 53V52H165ZM181 53H182V51H181ZM191 53L193 54V51L192 52H190V55H191ZM195 53V52H194ZM199 53V52H198ZM207 53H209V54H206V55H211V53L210 52H207ZM237 53V52H236ZM240 53V52H239ZM246 54H247V52H245ZM258 53V52H257ZM44 54H45V56H47L46 55V53L44 52ZM48 54V53H47ZM133 54V53H132ZM185 54V55H186ZM202 54H204V53H202ZM201 54V55H202ZM219 54H220V52H219ZM254 54V53H253ZM262 54V53H261ZM31 55V54H30ZM155 55L156 54H153V56L152 57H155ZM164 55V53H162L161 52V55L160 54H158V55H156L157 57L158 56H163ZM188 55V54H187ZM195 55H196V57H197V53H195ZM200 55V56H201ZM205 55V54H204ZM205 55V56H206ZM245 55V54H244ZM248 55H249V53H248ZM32 56H33V54H32ZM37 56V55H36ZM35 56V57H36ZM44 56V57H45ZM100 56V55H99ZM124 56V55H123ZM150 56V55H149ZM165 56V55H164ZM168 56V55H167ZM178 56V55H177ZM192 56V55H191ZM212 56H214L213 54H212ZM219 56V55H218ZM217 56V57H218ZM242 56V55H241ZM29 57H31V56H29ZM29 57L28 58H25V59H27V61L29 62ZM38 57V56H37ZM36 57V58H37ZM50 57V56H49ZM121 57V56H120ZM143 57H145V55L143 56ZM148 57V56H147ZM176 57V56H175ZM185 57V56H184ZM190 57V56H189ZM188 57V58H189ZM203 57V56H202ZM243 57V56H242ZM247 57V56H246ZM254 56H251V58H253ZM36 58H33V59H35V60H37ZM53 58V57H52ZM163 57H161V59H162ZM193 59H194V57H192ZM200 58V57H199ZM206 58V57H205ZM211 58V57H210ZM215 60H216V58L215 57H213ZM46 59H47V57H46ZM88 59H91L92 60V62H93V68H91V69H87L86 67H85V62L87 61L88 62ZM148 59H150L151 60V58H148ZM155 59V61H156V57L155 58H153V60ZM160 58H158V60H159ZM185 59H187L186 57H185ZM244 59H247V58H244ZM24 60V59H23ZM31 60V59H30ZM114 60V59H113ZM113 60H110V62H108V63H112V62H115V61H113ZM117 60H118V58H117ZM153 60H152V62H153ZM158 60H157V62L156 63H158ZM176 60V59H175ZM207 60V59H206ZM210 60V59H209ZM241 60V59H240ZM242 60H243V58H242ZM252 61H253V59H251ZM33 61V60H32ZM112 61V62H111ZM123 61V60H122ZM122 61H121V59L119 58V62H121L122 63ZM147 61V60H146ZM145 61V62H146ZM154 61V62H155ZM202 61V60H201ZM212 61V60H211ZM217 61H218V58H217ZM243 61H246V60H243ZM24 62V61H23ZM119 62H118V64H119ZM127 62V61H126ZM149 62V61H148ZM147 62V63H148ZM153 62V63H154ZM172 62H174V61H172ZM176 62V61H175ZM205 62H207V61H205ZM240 62V61H239ZM120 63V64H121ZM151 63V62H150ZM149 63V64H150ZM153 63H152V65H153ZM183 63V62H182ZM184 63H185V61H184ZM183 63V64H184ZM192 63V62H191ZM195 63V62H194ZM198 63V62H197ZM211 63V65H209L210 66V68H211V66H213V64H212V62H210ZM237 63V62H236ZM241 63H243V62H241ZM245 63V62H244ZM244 63H243V66H245L244 65ZM256 63H258V65H260V63H261V61H258V62H253V64H255L256 65ZM264 63V62H263ZM31 64V63H30ZM29 63H27V65H30ZM113 64V63H112ZM111 64V65H112ZM116 64V63H115ZM177 64V63H176ZM187 64H189V63H187ZM205 64V63H204ZM209 64V63H208ZM23 65H24V63H23ZM90 65V64H89ZM117 65V64H116ZM154 65H155V63H154ZM154 65H153V68H154ZM158 65V64H157ZM185 65H186V63H185ZM198 65H199V63H198ZM223 65V64H222ZM241 65V64H240ZM240 65H239V67H240ZM257 65V66H258ZM264 65V64H263ZM45 66H47L46 64H45ZM49 66V65H48ZM156 66V65H155ZM169 66H170V64H169ZM174 66V65H173ZM183 68L182 69H184L185 67L183 66V65H181ZM194 66V65H193ZM215 66V65H214ZM235 65H233V67H234ZM237 66H238V63H237ZM242 66V65H241ZM105 67V66H104ZM148 67H150L149 65H148ZM158 67V66H157ZM164 67L165 68H167L168 69V64L167 63H164ZM217 67V66H216ZM220 67V66H219ZM238 67V68H239ZM30 68V67H29ZM108 68V67H107ZM113 68H114V66H113ZM117 68V67H116ZM122 69H123V66L121 67ZM124 68H126L125 67V65H124ZM160 68V67H159ZM170 68H172V66H170ZM200 68V67H199ZM204 68H206L205 66H204ZM207 68H208V66H207ZM237 68V69H238ZM249 68V67H248ZM262 68V67H261ZM48 69H47V71H48ZM110 69H112V66H111V68ZM148 69V68H147ZM174 69H178V70H180L181 68H179V67H177L176 66V68L174 67ZM193 69V68H192ZM196 69H198V68H196ZM209 69V68H208ZM207 69V71H209ZM247 69V68H246ZM28 70V69H27ZM99 70V69H98ZM97 70V71H98ZM114 71H116L115 69H113ZM154 70H155V68H154ZM154 70H148V71H153V73L156 71H154ZM164 70V69H163ZM169 70V69H168ZM171 70H173V68L172 69H170V77L172 76V73H171ZM185 70H187L186 68H185ZM203 70V69H202ZM218 70V69H217ZM243 70V69H242ZM241 70V71H242ZM107 71V70H106ZM113 71V72H114ZM124 71V70H123ZM234 71H237V70H234ZM241 71H240V73H241ZM244 71V70H243ZM48 72H50V70L48 71ZM109 72V71H108ZM132 72V71H131ZM140 72V71H139ZM165 73H166V71H164ZM168 72V71H167ZM180 72V71H179ZM196 72V71H195ZM194 72V73H195ZM228 72V71H227ZM254 72V71H253ZM51 73V72H50ZM104 73H105V71H104ZM156 73V72H155ZM159 73V72H158ZM200 73V72H199ZM202 73V72H201ZM237 73V72H236ZM238 73H239V71H238ZM247 73V72H246ZM27 74H29V73H27ZM106 74V73H105ZM129 74H130V72H129ZM144 74V73H143ZM152 76H154L152 73H150ZM150 74H148L147 75V73H146V76H145V78L148 76V77H150L149 75ZM160 74V73H159ZM176 74V73H175ZM181 74V73H180ZM244 74H245V72H244ZM243 74V75H244ZM98 75V74H97ZM104 75V74H103ZM109 75V74H108ZM132 75V74H131ZM156 75V74H155ZM207 75V74H206ZM210 75V74H209ZM212 75V74H211ZM230 76H231V74H229ZM234 75V74H233ZM237 75V74H236ZM240 76L242 75V74H239ZM107 76V75H106ZM115 76H117V74H115ZM115 76L113 75V79H117L118 77H119V75L115 78ZM124 76V75H123ZM158 76V75H157ZM178 77L177 75H173V80H171L170 79V77L168 78L169 80H171L170 82H172V81H174V79H175V77ZM193 76V75H192ZM203 76V75H202ZM220 76V75H219ZM245 76V75H244ZM260 76H262V75H260ZM259 76V74H257V77H258V79H263L264 78V76H263V78L262 77H260ZM26 77V76H25ZM39 77H41V76H39ZM52 76H50V78H51ZM112 77V76H111ZM147 77V78H148ZM196 77V76H195ZM194 77V79H197V78H195ZM214 77V76H213ZM232 77V76H231ZM231 77H229V79L231 78ZM243 76H241V78H242ZM246 78L245 79H247V74H246V76H245ZM120 78V77H119ZM125 78V77H124ZM128 78V77H127ZM141 78V77H140ZM182 78V77H181ZM220 78H223V76L221 77L220 76ZM237 78H239V76H237ZM254 78V77H253ZM150 79V78H149ZM148 79V80H149ZM177 79H179V78H176V80H175V82L177 81ZM185 79V78H184ZM183 79V80H184ZM188 79V78H187ZM203 79H204V76H203ZM224 79V78H223ZM229 79H227L228 81H229ZM257 78L255 79V82L258 80ZM106 80H108L107 78H106ZM110 80V79H109ZM119 80V79H118ZM129 80V78L127 79V81ZM145 80V79H144ZM157 80V79H156ZM164 80V79H163ZM167 80V79H166ZM168 80V81H169ZM189 80V79H188ZM210 80V79H209ZM211 80H213V79H211ZM234 80V79H233ZM242 80H244V79H242ZM6 81H8V83H6ZM111 81H113V80H111ZM120 81V80H119ZM186 81V80H185ZM190 81V80H189ZM198 81V80H197ZM230 83H232V79H230ZM254 81V80H253ZM23 82V81H22ZM21 82V83H22ZM54 82V81H53ZM142 82V81H141ZM144 82V81H143ZM164 82V81H163ZM169 82V83H170ZM182 81H180V83H181ZM188 82V81H187ZM199 82V81H198ZM202 82V81H201ZM217 82H219V81H217ZM18 83H20V82H18ZM25 83L26 82H24V84H22L21 85V87L19 86V87H17V88H19V90L17 91V92H19L17 95L15 94V96H12V97H14V98H17L16 100L17 101H14V102H6V100L4 99V95L2 94L3 92H6L7 94L8 93H13L14 91V89H13V86H12V89L11 88H8V87H5V89L6 90H2V89H0V96L1 95H3V96H1L0 97V105H4L5 106V109L4 110H2L1 112H2V117H0V182L2 181V187L3 188H6L7 186L11 189V191L13 190L12 188H14V189H16V190H19V192H20V190H23L24 188H26V185L27 184H29V183H32V181H37L36 180V177L34 176V173H35V170L36 169H40L41 170V172H42V169H46V166L48 165V166H54V168H56V169H58V170H60V171H63V170H65L66 169V166H67V163L69 162V161H71V155L74 153L73 151H77V149H80V145L79 144H76L75 142H73L72 141V139H74L73 137H72V139H71V141H69V139L71 138L70 136H72V132H73V130L75 129L76 130V128L77 127H74L73 126V124H72V122L71 121H69V123L65 126V128H64V126H63V129H62V132H60V133H55V132H53L51 135H48L47 133H45L43 130V132L44 133H42L43 135V139H42V142H41V149H43L44 151H45V153H48V157L47 158H45V157H43V155H41L43 158L42 159H37L36 157H35V159L34 158H32L33 160H31V157H32V154H31V152H30V149L27 147V146H24V145H21V146H23V147H21V149L20 150H17L16 148L14 149L13 148V146H15V144L17 145H20V143L22 142V141H24V140H22V139H24V136L27 134V132H23L22 131V129L21 130H19L20 128H18L19 127V124H20V122L22 121V122H24V120H23V117L24 118H26L27 120H30V118H32L31 119V121L33 122V124H31V129L28 131V132H30V134H31V132H33V131H35V129L34 128H36V129H38L37 127H38V125H37V122L39 121L38 119V113H37V109H35L34 110V112H33V114H31V116H30V118H29V116L27 117V116H25V114L21 111H19L18 109H17V106H16V104L18 105V103H20V101L21 100H23V101H25L26 100V90L29 88V87H27L26 85H25ZM44 83V82H43ZM75 83V82H74ZM109 83V82H108ZM107 83V84H108ZM125 83V82H124ZM150 83H152V82H150ZM149 83V85H151ZM156 83V82H155ZM168 83V82H167ZM190 83V82H189ZM195 83H196V81H195ZM203 83V82H202ZM220 83V82H219ZM218 83V84H219ZM237 83V82H236ZM111 84H114L113 82L111 83ZM110 84V85H111ZM115 84H119V82L117 83V81H116V83ZM130 84V83H129ZM178 84V83H177ZM185 85H186V83H184ZM200 84V83H199ZM210 84V83H209ZM212 84H213V82H212ZM238 84V83H237ZM76 85V84H75ZM140 85V84H139ZM148 85V84H147ZM183 85V84H182ZM182 85H179V87L180 86H182ZM184 85V86H185ZM190 86H191V84H189ZM202 85V84H201ZM246 85V84H245ZM51 86V85H50ZM49 86V87H50ZM121 86V85H120ZM155 86V85H154ZM153 86V87H154ZM178 86V85H177ZM183 86V87H184ZM189 86V87H190ZM214 86H215V84H214ZM233 86V85H232ZM243 86H244V84H243ZM52 87H53V85H52ZM150 87V86H149ZM149 87H147V88H149ZM153 87H150V88H153ZM182 87V88H183ZM188 87V88H189ZM208 87V86H207ZM206 87V88H207ZM47 88V87H46ZM115 88H116V85H115ZM120 88V87H119ZM123 88V87H122ZM143 88H144V86H143ZM170 88V87H169ZM176 88V87H175ZM181 88V89H182ZM193 88V87H192ZM196 88V90H197V88H199V87H195ZM200 88H201V86H200ZM209 88H211V87H209ZM216 88V87H215ZM220 88V87H219ZM223 88V87H222ZM245 88V87H244ZM249 88V87H248ZM251 89L253 88V87H250ZM55 89V88H54ZM99 89V88H98ZM118 89V88H117ZM116 89V90H117ZM205 89V88H204ZM213 89H214V87H213ZM251 89H250V93L252 92L251 91ZM40 90V89H39ZM56 90V89H55ZM110 90V89H109ZM116 90H114V91H116ZM124 90V89H123ZM122 90V91H123ZM146 90V89H145ZM149 90V89H148ZM180 90V89H179ZM183 90V89H182ZM206 90V89H205ZM211 90V89H210ZM253 90V89H252ZM29 91H32V92H36L37 93V91H38V87L35 85V87L33 86V88L31 89V90H28V93H30ZM84 91V90H83ZM99 91H101V90H99ZM134 91V90H133ZM142 91H144V90H142ZM181 91V90H180ZM194 91V90H193ZM199 91V90H198ZM208 91V90H207ZM254 91V90H253ZM16 92V93H17ZM25 92V93H24ZM85 92V91H84ZM88 92V91H87ZM110 92H112V90H110L109 91V93ZM120 92V91H119ZM130 92H132V90L130 91ZM150 92V91H149ZM154 92H156V91H154ZM179 92V91H178ZM192 92V91H191ZM202 92H203V90H202ZM214 92H216V89H215V91ZM248 92V90H247V94L249 93ZM5 93V94H6ZM35 93V94H36ZM108 93V97L110 98V95L112 94V93H110L109 94ZM168 93V92H167ZM167 93H165L166 94V96H167ZM186 93V92H185ZM197 93V92H196ZM249 93V94H250ZM87 94V93H86ZM100 94V93H99ZM138 94V93H137ZM146 94H148L147 92H146ZM145 94V95H146ZM151 94V93H150ZM183 94V93H182ZM190 94H192V93H190ZM251 94H253V92L251 93ZM254 94H255V92H254ZM113 95V94H112ZM111 95V97H113V98H115L114 96H112ZM114 95H115V93H114ZM118 95H120V94H118ZM117 95V96H118ZM144 95V97H146ZM199 95V94H198ZM116 96V95H115ZM206 96H207V94H206ZM210 96V95H209ZM122 97V96H121ZM141 97V96H140ZM143 97V96H142ZM148 97H149V100H151L150 98H151V96H149L148 95ZM172 97V96H171ZM205 97V96H204ZM251 97H253V96H251ZM256 97H257V95H256ZM255 97V98H256ZM6 98V97H5ZM10 98V97H9ZM46 98V99H47ZM78 98V99H77ZM112 98V99H113ZM118 98V97H117ZM133 98V97H132ZM131 98V99H132ZM207 98V97H206ZM209 98H211V97H209ZM61 99V100H60ZM107 99V98H106ZM116 99V98H115ZM137 99V98H136ZM139 99V98H138ZM148 99V98H147ZM146 98H145V100H147ZM166 98H164V102H163V104H165V100ZM199 99H200V97H199ZM208 99V98H207ZM108 100V99H107ZM117 100V99H116ZM115 100V101H116ZM119 100V99H118ZM133 101H134V99H132ZM144 100V101H145ZM174 100V103H175V101L177 100V99H173ZM209 100V99H208ZM247 100V99H246ZM113 101H114V99H113ZM136 101V100H135ZM139 101H141V99L139 100ZM142 101H143V99H142ZM141 101V102H142ZM193 101V100H192ZM202 101H204V100H202ZM211 102H212V100H210ZM173 102V101H172ZM184 102H188L189 103V100L188 101H184ZM200 102V101H199ZM253 102V101H252ZM255 102H257V100L255 101ZM28 103H30V102H28ZM32 103V102H31ZM30 103V104H31ZM34 103V102H33ZM77 103H79V102H77ZM169 103V102H168ZM167 103V104H168ZM196 103V102H195ZM76 104V103H75ZM141 104H143V103H140V108H141ZM145 104H146V101H145ZM145 104H143V105H145ZM173 103H170V105H172ZM192 104V103H191ZM210 105H211V103H209ZM243 104V103H242ZM253 104V103H252ZM29 105V104H28ZM126 105H128V104H126ZM125 105V106H126ZM135 105V104H134ZM137 105V104H136ZM169 105V106H170ZM175 105H176V103H175ZM194 105V104H193ZM254 105H255V103H254ZM131 106V105H130ZM163 106H166V105H163ZM177 107H178V105H176ZM243 106V105H242ZM242 106H240V107H242ZM256 106V105H255ZM20 107V106H19ZM107 107V106H106ZM105 107V108H106ZM109 107V106H108ZM133 107V106H132ZM135 107V106H134ZM137 107V106H136ZM171 107V106H170ZM183 107V106H182ZM126 108V107H125ZM165 107H163V109H164ZM168 108V107H167ZM166 108V109H167ZM198 108V107H197ZM203 108V107H202ZM40 109V108H39ZM116 109V108H115ZM136 109V108H135ZM171 109H172V107H171ZM171 109H170V113H171ZM180 109V108H179ZM184 108H182V110H183ZM186 109V108H185ZM201 109V108H200ZM206 109V108H205ZM21 110V109H20ZM52 111H53V109H51ZM55 110V111H56ZM102 110H104V108L102 109ZM102 110H100V111H102ZM134 110V109H133ZM147 110V109H146ZM145 110V111H146ZM58 111V110H57ZM75 111V112H74ZM135 111H138V108H137V110H135ZM135 111H133V114H134V112ZM140 111V110H139ZM147 111H149V110H147ZM146 111V112H147ZM156 111V110H155ZM168 111V110H167ZM166 111V112H167ZM179 111V110H178ZM42 112H44V111H42ZM45 112H47L46 114H44V115H46V116H43V117H41V119L43 118V120L45 121V122H49V120H50V114H52V113H50L49 114V112L48 111H45ZM51 112V111H50ZM77 112H79V111H77ZM104 112V111H103ZM129 112V111H128ZM128 112H127V114H128ZM143 112V111H142ZM153 112V111H152ZM164 112V111H163ZM162 112V113H163ZM166 112H164V113H166ZM192 112V111H191ZM53 113H54V111H53ZM61 113V112H60ZM75 113V114H74ZM80 113V112H79ZM77 114L78 116L80 115L81 116V114ZM104 113H106V112H104ZM124 113V112H123ZM132 113V110H130V112H129V114H131ZM137 113V112H136ZM139 113V112H138ZM155 113V112H154ZM169 113V114H170ZM179 113V112H178ZM190 113V112H189ZM211 113V112H210ZM210 113H207L209 116H211L210 115ZM63 114V113H62ZM141 114V113H140ZM143 114H145V113H143ZM143 114H141V115H143ZM168 114V113H167ZM172 114V113H171ZM184 114H186V113H184ZM197 114V113H196ZM201 114V113H200ZM207 114H205V115H207ZM231 114V113H230ZM53 115V114H52ZM64 115V114H63ZM62 115V116H63ZM123 115V114H122ZM141 115H138V116H141ZM147 115V114H146ZM153 115V114H152ZM152 115H148V116H152ZM174 115V114H173ZM179 115H180V113H179ZM55 116V115H54ZM66 115H64L63 116V118L65 117ZM79 116V117H80ZM94 116H98L99 117V115H94ZM100 116H101V114H100ZM130 116V115H129ZM135 116V115H134ZM158 116H159V114H158ZM157 116V117H158ZM160 116H163V115H160ZM165 116V115H164ZM167 116V115H166ZM170 116V115H169ZM208 116V117H209ZM215 117H217L216 115H214ZM214 116L212 117L213 118V122H214V124H215V122L217 121L216 119L214 120ZM52 117V116H51ZM57 117V116H56ZM136 117H137V114H136ZM144 117V116H143ZM154 118H155V115L153 116ZM171 117V116H170ZM189 117V116H188ZM59 118V117H58ZM62 118V119H63ZM105 118V117H104ZM120 118V117H119ZM139 118V117H138ZM145 118V117H144ZM154 118H153V120H154ZM161 118V117H160ZM172 118V117H171ZM174 118V117H173ZM179 118H180V116H179ZM204 118V117H203ZM115 119V118H114ZM121 119V118H120ZM129 119H130V117H129ZM140 119V118H139ZM181 119H182V117H181ZM208 119V118H207ZM54 120V119H53ZM66 119H64V121H65ZM75 120H77V118L75 119ZM74 120V121H75ZM95 120V119H94ZM104 120H106V119H104ZM116 120H119V119H116ZM132 120V119H131ZM98 121V120H97ZM107 121H108V119H107ZM120 121V120H119ZM152 121V120H151ZM165 121V120H164ZM76 122V121H75ZM74 122V123H75ZM130 122V121H129ZM139 122V121H138ZM163 122V121H162ZM169 122V121H168ZM189 122V121H188ZM188 122H187V124H188ZM191 122V121H190ZM211 122V121H210ZM63 123V122H62ZM66 123V122H65ZM64 123V124H65ZM96 124L98 123V122H95ZM143 123H144V121H143ZM156 123V122H155ZM167 123V122H166ZM45 124V123H44ZM98 124H100V123H98ZM103 124V123H102ZM163 124V123H162ZM213 124V123H212ZM211 124V125H212ZM23 125V124H22ZM101 125V124H100ZM138 125H139V123H138ZM158 125H159V122H158ZM157 125V126H158ZM161 125V124H160ZM159 125V126H160ZM166 125V124H165ZM165 125H164V127H163V125H161L163 128L162 129H164L165 128ZM168 125V124H167ZM173 125V124H172ZM174 125H175V123H174ZM174 125H173V128H174ZM190 125V124H189ZM200 125V127L201 126H204L205 128L207 127V126H211V125H209L208 123H204L203 125H201V124H199ZM24 126V125H23ZM28 126H29V128H30V125L28 124ZM46 126V125H45ZM76 126H77V124H76ZM136 126V125H135ZM185 126V125H184ZM249 126V127H248ZM247 126V130H249L248 132H250V130L253 128V127H251L250 125H248ZM34 127V128H33ZM94 127V126H93ZM126 127V126H125ZM137 127H139V126H137ZM176 127V126H175ZM251 127V128H250ZM134 128V127H133ZM144 128H145V130H143L144 131V133H146V138L149 136V133L152 131L153 132V128H152V123L151 122H148V121H146L145 122V124H144ZM172 128V127H171ZM197 128V127H196ZM202 128V127H201ZM246 128V127H245ZM128 129V128H127ZM135 129H138V128H135ZM153 129V130H152ZM157 129V128H156ZM155 129V130H156ZM166 129V128H165ZM194 129V128H193ZM93 130H95V129H93ZM102 130H104V128L102 129ZM157 130H159V129H157ZM156 130V131H157ZM191 130V129H190ZM198 130V129H197ZM201 130H204V129H201ZM41 131V132H42ZM76 131H78V130H76ZM97 131V130H96ZM95 131V132H96ZM107 131V130H106ZM172 131V130H171ZM192 131H194L195 132V129L194 130H192ZM191 131V133L192 134H194V132H192ZM200 131V130H199ZM99 132V131H98ZM95 133V134H99V133ZM201 132V131H200ZM204 132V131H203ZM65 133V134H64ZM77 133L78 132H76V134L75 135H77ZM105 133V132H104ZM129 133V132H128ZM155 133V132H154ZM166 133V132H165ZM173 133V132H172ZM172 133H170V134H172ZM176 133V132H175ZM199 133V132H198ZM29 134V135H30ZM36 134H37V132H36ZM86 134H87V132H86ZM101 134H102V132H101ZM109 134V133H108ZM159 134V133H158ZM177 134V133H176ZM191 134V135H192ZM97 135L95 136V137H97ZM166 135V134H165ZM209 135V134H208ZM69 136V137H68ZM91 136H93L92 134H91ZM93 136V137H94ZM99 136V135H98ZM102 136V135H101ZM129 136V135H128ZM135 136V135H134ZM169 136H171V135H169ZM172 136H173V134H172ZM171 136V138H174V136L172 137ZM187 136H189V135H187ZM186 136V137H187ZM264 136V135H263ZM67 137L69 138V139H67ZM159 136H157V138H158ZM179 137H180V135H179ZM198 137H201V136H198ZM198 137H196L197 139H198ZM30 138V137H29ZM163 138H164V136H163ZM183 138H185V136L184 137H182V138H180V140H183ZM188 138H190V137H188ZM37 139V138H36ZM95 139V138H94ZM93 139V140H94ZM97 140H98V138H96ZM100 139H101V137H100ZM133 139V138H132ZM176 139V138H175ZM179 139V138H178ZM178 139H176V141L178 140ZM201 139V138H200ZM203 139V138H202ZM64 140V141H63ZM84 140V139H83ZM91 140V139H90ZM96 140V141H97ZM136 140V139H135ZM165 140V139H164ZM185 140H188V139H185ZM190 140V139H189ZM188 140V141H189ZM232 140V139H231ZM96 141L95 142H91L90 141V143H88L89 145H90V150L92 149V155L94 156V154H96L97 156H99V158H98V164H100V163H102L101 162V158H100V150H103L104 149V147L106 146H102L101 145V147H103V149H101V147L96 143ZM101 141V140H100ZM106 142L108 141V140H105ZM130 141V140H129ZM163 141V140H162ZM172 141H174V139L172 140ZM179 141V140H178ZM184 141V140H183ZM188 141L186 142V141H184L186 144L188 143ZM81 142H82V140H81ZM85 142V141H84ZM98 142V141H97ZM103 142H104V140H103ZM113 142V141H112ZM128 142V141H127ZM166 142V141H165ZM184 142H182L181 143V141L180 142H178V143H176L175 142V144H179V143H181L182 145L184 144ZM192 142V141H191ZM193 142H194V140H193ZM197 142H199L198 140H197ZM32 143V142H31ZM37 143V142H36ZM173 144H171V143H169V144H167L168 146L171 144V145H174V146H176L175 144H174V142H172ZM196 143V142H195ZM194 143V144H195ZM22 144V143H21ZM126 144H128V143H126ZM153 143H151V141L148 139L147 141H146V144L144 145V149L146 150V148H148L149 146H152V148L154 149V145H152ZM37 145V144H36ZM83 145V144H82ZM133 145V144H132ZM161 145H163L164 146V144H161ZM170 145V147H172ZM182 145H179V146H177V148L178 147H184V146H182ZM188 145V144H187ZM195 145H197V144H195ZM108 147V146H107ZM106 147V148H107ZM162 147V146H161ZM254 147V146H253ZM252 147V148H253ZM20 148V147H19ZM105 148V149H106ZM158 148H160V146H158ZM165 148H167L166 147V144H165ZM185 149H187L186 148V145H185V147H184ZM251 148V147H250ZM251 148V149H252ZM143 149V150H144ZM152 149V150H153ZM155 149H157V148H155ZM160 149H162V148H160ZM179 149V148H178ZM188 149H189V146H188ZM264 149V148H263ZM42 150V151H43ZM127 150H129V149H127ZM143 150L140 152V155L142 156V152H143ZM148 150V149H147ZM150 150V149H149ZM151 150V151H152ZM163 150V149H162ZM167 150H169V149H167ZM177 150V149H176ZM43 151V152H44ZM105 151H107V150H105ZM161 151V150H160ZM200 151H201V149H200ZM73 152V153H72ZM152 152H154V151H152ZM158 152V151H157ZM165 152H166V150H165ZM177 152H179L178 150H177ZM183 152V150L181 151V153ZM42 153V152H41ZM125 153V152H124ZM163 153V152H162ZM185 153V152H184ZM107 154V153H106ZM105 154V155H106ZM119 154V153H118ZM214 154H215V152H214ZM213 154V155H214ZM91 155V154H90ZM104 155V154H103ZM110 155V154H109ZM153 155V154H152ZM161 155H164V154H161ZM40 156V157H41ZM45 156V155H44ZM84 156V155H83ZM107 156V155H106ZM111 156H112V154H111ZM166 156V155H165ZM179 156H181V155H179ZM178 156V157H179ZM184 156V155H183ZM215 156V155H214ZM213 156V157H214ZM217 156V155H216ZM89 157V156H88ZM91 157V156H90ZM95 157V156H94ZM167 157V156H166ZM166 157H165V160H166ZM190 157H192V156H190ZM218 157V156H217ZM109 158V157H108ZM139 158H141L140 156H139ZM146 158V157H145ZM152 158V157H151ZM153 158H154V156H153ZM156 158H157V156H156ZM159 158V157H158ZM157 158V159H158ZM161 158H163V157H161ZM97 159V158H96ZM112 159V158H111ZM150 159V158H149ZM180 160L179 161H181V158H179ZM183 159H184V157H183ZM187 159H190L189 157H187ZM92 160V159H91ZM115 160V159H114ZM145 160V159H144ZM195 160V159H194ZM222 160V159H221ZM11 161H13V162H11ZM103 161H104V159H103ZM141 161V160H140ZM161 161V160H160ZM160 161H158V162H160ZM164 161V160H163ZM191 161H192V159H191ZM105 162H107V161H105ZM128 162V161H127ZM126 162V163H127ZM147 161L145 160V163H146ZM150 162V161H149ZM183 162V161H182ZM215 162V161H214ZM37 163H40V164H38L37 165ZM107 163H109V162H107ZM116 163V162H115ZM162 163V162H161ZM161 163H159V164H157L158 166H160L161 167ZM202 163H204L205 164V162H203L202 161ZM218 163V162H217ZM222 163V162H221ZM35 165L34 166V168L33 169H31L30 167H29V165ZM87 164V163H86ZM112 163H110V165H111ZM124 164H125V162H124ZM141 164V163H140ZM154 164V163H153ZM152 164V165H153ZM176 164V163H175ZM185 165H186V163H184ZM70 165V164H69ZM107 165H109V164H107ZM114 165V164H113ZM113 165H112V167H113ZM118 165V164H117ZM122 165V164H121ZM169 165V164H168ZM168 165H166L165 164V167L166 166H168ZM187 165H189V164H187ZM211 165H213L212 163H211ZM85 166V165H84ZM105 166V165H104ZM115 166V165H114ZM124 166V171H126L125 169L127 168V167H125V165H123ZM126 166H128V164L126 165ZM144 166V165H143ZM148 166V165H147ZM157 166V167H158ZM164 166V165H163ZM162 166V167H163ZM183 166V165H182ZM71 167H72V164H71ZM112 167H110V170H111V168ZM141 167H142V165H141ZM150 167V166H149ZM187 167V166H186ZM210 167V166H209ZM208 167V168H209ZM48 168V167H47ZM52 168V167H51ZM99 168V167H98ZM174 168H176V167H174ZM188 168H189V166H188ZM187 168V169H188ZM219 168V167H218ZM232 168V167H231ZM245 168V167H244ZM50 169V168H49ZM71 169V168H70ZM145 169V168H144ZM158 169V168H157ZM162 169V168H161ZM186 169V168H185ZM193 169V168H192ZM233 169V168H232ZM53 170V169H52ZM92 170V169H91ZM93 170L95 171L96 169H94V166H93ZM112 170H114V169H112ZM123 170V169H122ZM165 170V169H164ZM204 170V169H203ZM38 171V173H39V170H37ZM36 171V172H37ZM50 171V170H49ZM80 171H82V170H80ZM166 171V170H165ZM173 171H176V170H173ZM177 171H178V167H177ZM187 171V170H186ZM206 171V170H205ZM204 171V173H206L207 171H209V170H207L206 172ZM218 171V170H217ZM245 171V170H244ZM51 172V171H50ZM127 172V171H126ZM129 172V171H128ZM148 172V171H147ZM169 172H171L170 170H169ZM189 172V171H188ZM187 172V173H188ZM193 172V171H192ZM246 172V171H245ZM45 173V172H44ZM63 173V172H62ZM62 173H60V174H62ZM80 173V172H79ZM90 173V172H89ZM156 173V172H155ZM154 173V174H155ZM177 173V172H176ZM175 173V174H176ZM195 173V172H194ZM203 173V172H202ZM209 173H210V171H209ZM209 173H206V174H203V175H207V174H209ZM216 173V172H215ZM60 174L58 175V178H60L59 176H60ZM99 174V173H98ZM100 174H102V173H100ZM104 174H105V172H104ZM138 174H139V172H138ZM141 174H143V173H140L139 175H141ZM154 174H153V176H154ZM157 174V173H156ZM196 174V173H195ZM198 172H197V176H198ZM213 174H214V172H213ZM217 174V177H218V172L216 173ZM241 174V173H240ZM36 175V174H35ZM57 175V174H56ZM125 175V174H124ZM128 175H129V173H128ZM160 175V174H159ZM177 175V174H176ZM175 175V176H176ZM199 175H201V174H199ZM202 175V176H203ZM236 175V174H235ZM83 176V175H82ZM99 176V175H98ZM106 176V175H105ZM105 176H104V178H105ZM141 176H144V175H141ZM161 176H162V174H161ZM197 176H196V178H197ZM202 176H201V181L205 178V177H203V179H202ZM208 176V175H207ZM214 176H216V175H214ZM125 177H126V175H125ZM129 177V176H128ZM156 176H154V178H155ZM158 177V176H157ZM190 177H191V175H190ZM193 177V176H192ZM244 177V176H243ZM48 178H49V176H48ZM58 178H55L56 180L58 179ZM96 178V177H95ZM116 178H117V181L116 182H119L118 181V177L116 176ZM121 178H122V176H121ZM151 178H153V177H151ZM211 178V177H210ZM209 178V179H210ZM245 178V177H244ZM137 179V178H136ZM157 179V178H156ZM162 179V178H161ZM164 179V178H163ZM198 179V178H197ZM199 179H200V177H199ZM39 180V179H38ZM63 180V181H62ZM62 180H60V181H58L56 184V187L53 189V192H51V193H49L48 194V196H44V197H42L41 195L40 196H38L37 195V191H35L34 192V190H32V192L30 193L29 192V197L28 198H24V201L26 202V210H29L31 213L30 214H32L33 216H35V217H38L40 220L39 221H41V220H43L42 222H48V221H50V220H52V219H54L55 218V220H56V217L58 218L59 217V212L60 211H58V209H59V206H58V201H57V198H59L58 196H60V198H62L61 196H62V191L63 190H65L66 191V193H71L73 196H74V193H73V187H72V184H73V180L71 179V181H69L68 179H62ZM97 182H99L100 181V178L98 179L97 178ZM128 180H129V178H128ZM132 180V179H131ZM139 180V179H138ZM141 180V179H140ZM144 180V179H143ZM153 180V179H152ZM160 180V179H159ZM159 180H157V181H159ZM168 180H170L171 181V179L169 178ZM192 180V179H191ZM205 180V179H204ZM215 180V179H214ZM221 180V179H220ZM219 180V181H220ZM79 181V180H78ZM104 181H107V180H104ZM109 181H111L110 180V178H109ZM109 181L108 182H106V183H109ZM135 181V180H134ZM131 182L132 184H133V187H134V183L136 182H139V181H135V182ZM163 181V180H162ZM166 181V180H165ZM200 181V182H201ZM206 181V180H205ZM219 181H218V184H219ZM236 181H238V180H236ZM39 182V181H38ZM41 182V181H40ZM46 182L47 181H44V182H41L40 184H38L39 186H41V187H43L44 188V186H46L47 184H46ZM102 182H103V180H102ZM102 182H99V184L100 183H102ZM112 182V181H111ZM144 182V181H143ZM152 182V181H151ZM154 182V181H153ZM152 182V183H153ZM179 182V181H178ZM193 182V181H192ZM37 183V182H36ZM35 183V184H36ZM105 182H103L102 184H104ZM106 183H105V185H106ZM115 183V182H114ZM123 183H126V182H123ZM122 183V184H123ZM165 183V182H164ZM170 183V182H169ZM177 183V182H176ZM120 184V183H119ZM140 184V183H139ZM144 183H142V185H143ZM161 184V183H160ZM159 184V185H160ZM172 184H173V182H172ZM178 184V183H177ZM177 184H175V185H177ZM189 184V183H188ZM187 184V185H188ZM194 184V183H193ZM0 185H1V183H0ZM29 185H31V187L33 186V184H29ZM113 185V184H112ZM127 185V184H126ZM147 185V184H146ZM157 185V184H156ZM170 185V184H169ZM196 185V188L198 187L199 188V185L197 186V184H195ZM209 185V184H208ZM53 186V185H52ZM75 186V185H74ZM114 186V185H113ZM125 186V185H124ZM163 186V185H162ZM189 186H191V185H189ZM188 186V187H189ZM220 186V185H219ZM34 187V186H33ZM32 187V188H33ZM41 187H39V188H41ZM100 187V186H99ZM99 187H95L96 189L98 188V191H99V189L101 188H99ZM107 187V186H106ZM136 187V186H135ZM141 187V189H142V187L143 186H140ZM179 187V186H178ZM209 187V186H208ZM3 188H0V193H2L3 192ZM29 188H30V186H29ZM113 188V187H112ZM115 188V187H114ZM113 188V189H114ZM122 188V187H121ZM138 189H139V187H137ZM145 188V187H144ZM158 188V187H157ZM196 188H194V190H199L198 188L196 189ZM201 188V187H200ZM218 188L219 187H217V189L216 190H218ZM93 189V188H92ZM111 189V188H110ZM118 189V188H117ZM135 190H138V189H136V188H134ZM159 189V188H158ZM183 189V188H182ZM188 189V188H187ZM193 189V188H192ZM5 190V189H4ZM30 190V189H29ZM88 190V192H89V189H87ZM101 191H102V189H100ZM106 190V189H105ZM108 190V189H107ZM115 191H117L116 189H114ZM125 190V189H124ZM162 190V189H161ZM160 190V191H161ZM184 190H185V188H184ZM183 190V191H184ZM194 190H191L192 192L194 191ZM201 190V189H200ZM210 190V189H209ZM212 190V189H211ZM6 191H7V189H6ZM39 191V190H38ZM44 191V190H43ZM93 191V190H92ZM103 191H104V189H103ZM109 191V190H108ZM114 191V192H115ZM118 191H120L119 189H118ZM163 191V190H162ZM174 191H175V189H174ZM177 191V190H176ZM178 191H179V189H178ZM182 191V190H181ZM10 192V191H9ZM26 192V191H25ZM28 192V191H27ZM59 192H60V194H59ZM64 192V191H63ZM76 192V191H75ZM91 192V191H90ZM100 192V191H99ZM105 192H107V191H105ZM111 192V191H110ZM112 193V194H115V193ZM124 192V191H123ZM126 192V191H125ZM170 192V191H169ZM180 192V191H179ZM201 192V191H200ZM4 193V192H3ZM13 193H15V191L14 192H12V194ZM22 192H20V193H18V194H20V195H22L21 194ZM162 193V192H161ZM171 193H172V191H171ZM177 193V192H176ZM198 193H199V191H198ZM11 194V193H10ZM9 194V195H10ZM77 194V193H76ZM75 194V195H76ZM79 194V193H78ZM77 194V195H78ZM82 195H83V197L84 196H88V194L87 195H85L84 193H81ZM79 195L81 198H83L82 197V195ZM101 194V193H100ZM99 194V195H100ZM117 194H119V192L117 193ZM116 194V196L117 197H120L119 195H117ZM141 194V193H140ZM166 194V193H165ZM174 194V193H173ZM172 194V195H173ZM183 194V193H182ZM6 195V194H5ZM9 195H6V196H9ZM64 195H65V193H64ZM98 195V193H97V197L99 196ZM108 195H109V192H108ZM122 195V194H121ZM144 195V194H143ZM160 195V194H159ZM185 195V194H184ZM195 195V194H194ZM199 195V194H198ZM215 195V194H214ZM15 196V195H14ZM106 196V195H105ZM115 196V195H114ZM175 196V195H174ZM177 196V195H176ZM175 196V197H176ZM1 197V196H0ZM3 197H4V195H3ZM66 197V196H65ZM166 197V196H165ZM168 197V196H167ZM191 197V196H190ZM8 198V197H7ZM9 198H11V197H9ZM8 198V199H9ZM106 198H107V196H106ZM105 198V199H106ZM111 198H113V196L111 197ZM187 198H189V195H188V197ZM194 198H196V200H195V202L197 201V197L195 196ZM201 198V197H200ZM2 199V198H1ZM16 199V198H15ZM14 199V200H15ZM108 199V198H107ZM106 199V200H107ZM118 199V198H117ZM120 199H121V197H120ZM146 199V198H145ZM168 199H170V198H168ZM176 199V198H175ZM174 199V200H175ZM181 199H183V198H181ZM12 200V199H11ZM85 200H86V198H85ZM98 200V199H97ZM99 200H102V197H101V195H100V199ZM99 200H98V202H99ZM116 200V199H115ZM140 200H141V198H140ZM103 201H104V199H103ZM167 201V200H166ZM5 202V201H4ZM7 202H8V200H7ZM83 202V201H82ZM88 202V201H87ZM95 202V207L94 206H92L93 208L89 211V214L90 213H92V212H94V214L96 213V215H98L99 214V212H100V210L102 209V211H103V208H105L106 206H108L107 204H105L106 202L104 201V204L102 205V206H104L103 208H102V206H101V204H100V202L97 204V202L96 201H94ZM116 202V201H115ZM175 202H176V200H175ZM11 203H12V201H11ZM86 203V202H85ZM93 203V202H92ZM171 203V202H170ZM188 203V202H187ZM16 204L17 203H15L14 205H13V203L12 204H9V203H3V204H1V201H0V228L2 229V231H3V229H4V227H3V225H2V223H3V218H4V216H5V214H6V210L9 208V209H11V208H13V207H15L16 209H19V207H16ZM183 204V203H182ZM189 204V203H188ZM192 203H190V205H191ZM262 203H260V205H261ZM90 205H91V203H90ZM93 205H94V203H93ZM167 205V204H166ZM169 205H171V204H169ZM168 205V206H169ZM175 205V204H174ZM197 205V204H196ZM222 203L220 204V206L222 207ZM253 204H251V206H252ZM256 205H258V203H256ZM256 205L254 206V207H256ZM61 206H64V205H61ZM111 206V205H110ZM192 207H193V205H191ZM45 207L47 208V210H44L45 209ZM109 207V206H108ZM112 207V206H111ZM111 207H110V209H111ZM129 207V206H128ZM159 207V206H158ZM188 207V206H187ZM195 208H196V206H194ZM21 208V207H20ZM113 208V207H112ZM136 208V207H135ZM152 208V207H151ZM156 208V207H155ZM163 208V207H162ZM173 208V207H172ZM189 208H190V206H189ZM252 208V207H251ZM22 209V208H21ZM25 209H23V210H25ZM61 209V208H60ZM108 209V208H107ZM176 209H178V208H176ZM191 209H193V208H191ZM217 209H218V205H217ZM159 210V209H158ZM169 211H171L170 209H168ZM194 210V209H193ZM192 210V211H193ZM234 210V209H233ZM246 210L247 209H245V211H244V213H246ZM256 210V208H254V211ZM14 211H16V210H14ZM102 211L100 212V214H102ZM119 211V210H118ZM118 211H116V212H118ZM167 211V210H166ZM172 211H173V209H172ZM178 211V210H177ZM253 211V210H252ZM17 212H18V210H17ZM26 213H28V214H26V215H29V212L28 211H25ZM109 212H111V211H109ZM135 212H136V210H135ZM157 212H159V211H157ZM161 212V211H160ZM186 211H184V213H185ZM200 212H202V211H200ZM233 212V211H232ZM243 212V211H242ZM242 212H241V214H242ZM65 213H67V214H69L70 215V211H68L67 210V208H65ZM104 213H106V211H103V214ZM107 213H108V211H107ZM107 213H106V215H107ZM193 213H194V211H193ZM244 213H243V218H244ZM14 214V213H13ZM16 215H17V213H15ZM89 214L87 215V216H89ZM109 214V213H108ZM130 214V213H129ZM152 214V213H151ZM32 215H29V216H32ZM92 215V214H91ZM96 215H95V217H96ZM154 215V214H153ZM158 215V214H157ZM168 215V214H167ZM171 215V214H170ZM246 215V214H245ZM100 216H102V215H100ZM128 216V215H127ZM188 216H190V215H188ZM240 215H238V217H239ZM249 216V215H248ZM247 216V217H248ZM8 217V216H7ZM28 217V216H27ZM67 217H69V216H67ZM83 217H84V215H83ZM91 217V216H90ZM193 217V216H192ZM61 218H62V216H61ZM65 218V217H64ZM85 218H86V216H85ZM94 218V217H93ZM191 218V217H190ZM234 218V217H233ZM240 218V217H239ZM242 218V217H241ZM27 219V218H26ZM96 219V218H95ZM94 219V220H95ZM100 219H102V217L100 218ZM103 219H106V218H103ZM251 219V218H250ZM59 220H60V218H59ZM185 220H187V219H185ZM188 220H190L189 218H188ZM8 221V220H7ZM184 221V220H183ZM244 221H246V220H244ZM53 222H55V221H53ZM96 222H98L99 223V220H97ZM115 222V221H114ZM128 222V221H127ZM168 222V221H167ZM191 222V221H190ZM190 222H188V223H190ZM195 222V221H194ZM250 222H252V220L251 221H249V223ZM98 223H96L98 226H99V224ZM102 223V222H101ZM100 223V224H101ZM110 223V222H109ZM182 223V222H181ZM188 223H186V224H188ZM246 223H248V221L246 222ZM245 223V224H246ZM252 223H254V222H252ZM251 223V224H252ZM51 224V223H50ZM92 224H94V222L92 223ZM168 224V223H167ZM185 224V223H184ZM185 224V225H186ZM243 224H244V222H243ZM244 224V225H245ZM250 224V225H251ZM264 224V223H263ZM262 224V225H263ZM54 225V224H53ZM62 225V224H61ZM80 225V224H79ZM82 226L84 225V224H81ZM111 225V224H110ZM179 225H180V223H179ZM189 225V224H188ZM207 225V224H206ZM230 225V224H229ZM56 226V225H55ZM69 226V225H68ZM81 226V227H82ZM97 226V227H98ZM114 226V225H113ZM182 227L184 226V225H181ZM236 226V225H235ZM240 226H241V224H240ZM258 226V225H257ZM261 226V225H260ZM43 227V226H42ZM72 227V226H71ZM80 227V228H81ZM187 227V226H186ZM192 227V226H191ZM223 227V226H222ZM264 227V226H263ZM79 228V230H81L80 232H81V234H80V232H79V230L77 231L78 233L77 234H79L80 236L82 235V233H83V228L84 227H82L81 229ZM224 228V227H223ZM222 228V229H223ZM262 227H260V229H261ZM34 229V228H33ZM128 229V228H127ZM131 229H133V228H131ZM182 229V228H181ZM185 229V228H184ZM183 229V230H184ZM227 229V228H226ZM231 229H232V227H231ZM231 229H229V230H231ZM236 229H238V228H236ZM263 229V228H262ZM104 230V229H103ZM108 230V229H107ZM239 230V229H238ZM238 230H237V232L235 233H229L228 235H227V240L226 241H230L231 240V238H234V236H235V238H236V240L234 241V243H238V242H240V241H247L249 238H248V234H247V232H245V230L243 231V229H242V231H239L238 232ZM251 230V229H250ZM264 230V229H263ZM262 230V231H263ZM35 231V230H34ZM32 232H33V230H32ZM101 232V231H100ZM177 232V231H176ZM230 232V231H229ZM85 234H87L86 232H85ZM115 234V233H114ZM211 234V233H210ZM235 234V235H234ZM101 235V234H100ZM224 235V237H225V234H223ZM5 236V235H4ZM12 236V235H11ZM11 236H9V238L11 237ZM203 236V235H202ZM211 236V235H210ZM210 236H209V238H210ZM215 236H217V235H215ZM12 237H14V236H12ZM11 237V238H12ZM79 237V236H78ZM177 237H179V236H176L175 237V239L177 238ZM205 237V236H204ZM222 237V236H221ZM73 238H75L76 239V237H73ZM80 238V237H79ZM203 238V237H202ZM201 238V239H202ZM212 238V237H211ZM214 238H217V237H214ZM74 239V240H75ZM204 239V238H203ZM202 239V240H203ZM208 239V238H207ZM207 239H204V240H207ZM213 239V238H212ZM254 239H257V237L255 236V237H253L252 238V240H254ZM203 240V241H204ZM219 240H221V238H219ZM223 240V239H222ZM5 241V240H4ZM36 241V240H35ZM79 241H80V239H79ZM104 241V240H103ZM216 241H218V239L216 240ZM228 241V242H229ZM76 242V241H75ZM176 243H177V241H175ZM208 243H210L209 241H207ZM54 243V242H53ZM176 243H174V240H173V244L175 245ZM201 243H202V241H201ZM207 243V244H208ZM212 243V242H211ZM222 243H223V241H222ZM2 244V243H1ZM91 244V243H90ZM93 244V243H92ZM95 244V243H94ZM195 244H196V242H195ZM204 244H205V242H204ZM215 244V243H214ZM219 244V243H218ZM220 244H221V242H220ZM262 244V243H261ZM54 245V244H53ZM88 245V244H87ZM174 245H173V247H174ZM197 245V244H196ZM201 245V244H200ZM200 245H198L199 247H200ZM212 245V244H211ZM210 245V246H211ZM244 245V244H243ZM3 246V245H2ZM45 247L44 248H46V245H44ZM95 246V245H94ZM202 246V245H201ZM206 246L207 245H205L204 246V248H206ZM209 246V245H208ZM209 246V247H210ZM218 247H217V250L219 249V245H217ZM221 246V245H220ZM6 247V246H5ZM89 247H90V245H89ZM88 247V248H89ZM212 247L214 248V245H212ZM216 247V246H215ZM222 248H225V247H223V246H221ZM245 247V246H244ZM248 247V246H247ZM262 247V246H261ZM53 249H54V247H52ZM56 248V247H55ZM88 249L87 247H83V250L84 251H82V253H86V251H89V249L88 250H86V249ZM91 248V247H90ZM178 248V247H177ZM194 248V247H193ZM203 248V249H204ZM211 248V247H210ZM242 248V247H241ZM246 248V247H245ZM37 249V251H34L33 250V252H32V260L33 261H31V263L32 264H43V259L45 260V257H46V255H45V253H44V251H42L41 249V247H38V248H36ZM79 249V248H78ZM165 249H167V250H169V248H165ZM174 249H176V247H174ZM171 250V254H172V251L174 252L175 250ZM197 249V248H196ZM195 249V250H196ZM199 249V251H200V249H202L201 247L200 248H198ZM197 249V250H198ZM206 249H208V248H206ZM212 249V248H211ZM262 250L259 246H258V249L256 248L255 250L256 251H260V250ZM92 250V249H91ZM166 250V251H167ZM179 250V249H178ZM178 250H176V251H178ZM186 250H187V248H186ZM216 250V249H215ZM215 250H214V253H217V251L215 252ZM232 250V249H231ZM239 250V249H238ZM243 250V249H242ZM31 251V250H30ZM39 251V252H38ZM54 251V250H53ZM69 251V250H68ZM70 251H71V249H70ZM165 251V250H164ZM188 251V250H187ZM199 251L197 252V253H199ZM206 251V250H205ZM244 251V250H243ZM243 251H239L238 253L241 255V253L240 252H243ZM81 252V251H80ZM234 252V251H233ZM261 252V251H260ZM53 253V252H52ZM166 253V252H165ZM169 253V252H168ZM185 253V252H184ZM183 253V254H184ZM191 253H193V252H191ZM244 253V252H243ZM254 253L255 252H253V254L252 255H254ZM164 254V253H163ZM203 254H205V253H203ZM223 254V253H222ZM8 255V254H7ZM68 255V254H67ZM180 255V254H179ZM186 255V254H185ZM192 255H194V253L192 254ZM200 255H202V254H200ZM215 255V254H214ZM231 255V254H230ZM236 255H238V254H236ZM5 256V255H4ZM94 256V255H93ZM229 256V255H228ZM242 257V259H244L243 257V254L241 255ZM262 256V255H261ZM8 257H9V255H8ZM183 257V256H182ZM255 257V256H254ZM230 258V257H229ZM233 258V257H232ZM231 258V259H232ZM235 258V257H234ZM239 258V257H238ZM241 258H239L240 260H241ZM7 259V258H6ZM56 258H55V256L54 257H51L50 259H49V261L51 262V261H54ZM98 259V258H97ZM116 259V258H115ZM122 260V259H121ZM224 260V259H223ZM240 260H238L239 262H240ZM105 261L106 260H104V262L103 263H105ZM118 261V260H117ZM116 261V262H117ZM208 261V260H207ZM209 261H212V259L211 260H209ZM244 260H242V262H243ZM100 262V264H101V261H99ZM99 262H98V264H99ZM109 262V261H108ZM108 262H107V264H108ZM116 262H114V263H116ZM124 262V261H123ZM113 263V264H114ZM118 263V262H117ZM122 263V262H121ZM161 263H163V262H161ZM183 263V262H182ZM211 263H213V262H211ZM228 263V262H227ZM226 263V264H227ZM110 264H112V261L110 262ZM204 264V263H203ZM240 264V263H239Z\"/></svg>",
  "mask_w": 264,
  "mask_h": 264
},
{
  "label": "crops",
  "instance_id": "obj_3",
  "mask_svg": "<svg viewBox=\"0 0 264 264\" xmlns=\"http://www.w3.org/2000/svg\"><path fill=\"white\" fill-rule=\"evenodd\" d=\"M262 81H263V84L261 82L259 87L263 88L264 87V78L262 79ZM263 90H264V88H263ZM261 94L264 96V92H261ZM214 149H215V146L213 144H211L209 146V150L208 151H211V154H213V152L215 151ZM231 149H232V147H231ZM260 151H264V149H261ZM212 157L213 156H211V159H212L211 163L213 165L207 164V167L210 166L209 167L210 173L208 171L207 172V173H209V174H207L208 176L207 175L204 176L205 177L204 179L206 181L203 179V177H202V179H203L202 181H201V178L200 179L198 178V179L194 180V185L197 184V186H198L200 184L199 188L197 187L199 190H197V191L194 190L193 192H183V194L182 193H178L177 196L175 197L176 198L175 199L176 202L173 199V202L169 203L171 205L168 204L169 205L168 209H170L171 212L176 213L174 218L171 219L170 222H169V224H170V228H169L170 229L169 230V232H170V240H169L168 243L171 246H173V240H174V243H176L175 241H177V243H176L177 245L175 246L176 248L181 243L184 244L183 251L179 247L177 249H179L178 250V255L180 254L179 256H181V257L183 256L182 258H185V259L190 258L192 256L191 252H193V250H195L196 248L198 249V248L201 247L202 248L201 250L203 252L207 253L209 251L211 252V250L216 248L215 246L218 245V241H216L218 239L217 229L214 228L212 226V224H211V218L216 216L217 215V211H218L217 210V195L215 193L217 182H218V177H217V174L216 173L213 174V171L211 170L214 167V164H215L214 157L213 158ZM214 175H216V176H214ZM194 188H196V187H194ZM198 191H199V193H198ZM188 195H189V198H187ZM195 196L197 197V201L196 202H195L196 198H194ZM181 198H183V199H181ZM190 203H192L191 205H193V207L190 205ZM189 206H190V208H189ZM194 206H196V208ZM176 208H178V209H176ZM191 208H193L194 210L191 209ZM172 209H173V211H172ZM192 210L194 211V213H193ZM184 211H186V212L184 213ZM200 211H202L201 212L202 218L200 220H197L195 214L197 212H200ZM188 215H190V216H188ZM188 218L190 220H188ZM185 219H187V220H185ZM188 222H190V223H188ZM179 223H180V225H179ZM184 223L185 224L188 223L189 225L188 224L185 225ZM181 225H184V226L182 227ZM258 233H260V230L258 231ZM215 235H217V236H215ZM176 236H179V237H177L175 239ZM209 236H210V238H209ZM202 237L204 239H207V238L208 239L204 240ZM214 237H217V238H214ZM235 240H236V238L234 236V238H231V240L230 241L228 240V241L230 243H234ZM201 241H202V243H201ZM207 241H209L210 243H208ZM195 242H196L197 245L195 244ZM204 242H205V244H204ZM211 244L214 245V248L212 247ZM198 245H200V247ZM205 245H207L206 248H208V249L204 248ZM208 245L209 246L211 245L210 247L212 249ZM223 247H225V243L223 244ZM186 248H187L188 251L186 250ZM180 251H182V252H180Z\"/></svg>",
  "mask_w": 264,
  "mask_h": 264
}]
</instances>
